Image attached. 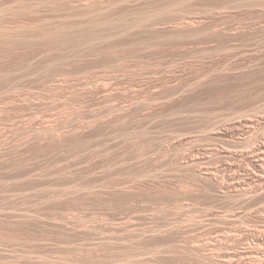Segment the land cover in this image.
Segmentation results:
<instances>
[{
  "label": "rangeland",
  "instance_id": "1",
  "mask_svg": "<svg viewBox=\"0 0 264 264\" xmlns=\"http://www.w3.org/2000/svg\"><path fill=\"white\" fill-rule=\"evenodd\" d=\"M161 4H163V5H161ZM167 4L169 5V7ZM74 7H76V8H74ZM0 8H1L0 11L3 10L5 12V13L0 12V28H2V29H0V34H2V36H3V32L5 31L6 36L9 38V39H7L8 41L10 40V38L13 39V37L15 38L18 35H19L18 38L16 37L15 39H13L14 42L15 41L21 42V40H23L22 39L23 37L26 38L25 40H27L24 42L22 41L21 43L15 42V44L19 45V43H20V45H21L15 49H14V47H16L17 45L13 44L14 42L9 43V42H11V40L9 42H7V40H6L7 37H5V38L1 37L3 39V41L0 40V43L2 44V45L0 44V51H1V49H2V51L4 50L3 55L1 54L2 52H0V57H1V59H0V69H1L0 76L2 75L0 77L2 82L0 80V83L3 84V85L0 84V87H2L1 91L2 90L5 91V89L8 90L5 92L0 91V93H2V95L0 94V109H2V111L0 110V127L2 128V129L0 128V141H1L0 142V151H1V153H3V154H0V207L2 208L0 210V222L2 221L0 223V258L2 255H4V256H2V259H0V260H2V262L0 261V264H33V262H34V264L35 263L36 264L37 263L38 264H49L50 260L51 261L54 260L51 262L52 264H56V263L57 264H78V263L79 264L80 263L81 264H83V263L84 264H202V263L208 264L210 262L212 264L213 263L218 264V261H219V263H221V261L218 260L219 258L222 259L221 264H224V263H226V264L227 263L228 264L229 263H231V264H247V263L248 264H250V263L255 264L256 262L258 263L261 260L264 261V252H263L264 249L262 248L264 246V242L260 244L257 241V236H259L260 234L264 235V231H263L264 230V225H263L264 224V217H263L264 216V214H263L264 213V205H263L264 192H262L263 195L261 194L259 196L260 193L258 195H256V196H258L257 198H255V196H254L256 194V190H259L258 189L259 188L258 184L260 181L259 179L264 178V176H262V175H264L263 174L264 173V169H263L264 164H261L262 165L261 167H259V166L257 167L256 165L254 166V163L250 162L249 158H246L244 156L251 151V148L253 149V147H251V146H254L253 143L255 144V142L253 140H252V142L249 141L250 139L254 138V140H255V138H256L257 142L258 141L259 142L264 141V119H263L264 118V0H0ZM159 8H161L160 13H157V12H159ZM91 9H93V10H91ZM98 10H100V13ZM156 10H158V11H156ZM164 10H165V13H164ZM92 11H93V13H92ZM101 11H103V12H101ZM137 12H139V13H137ZM154 12L157 13V15L159 14L158 16H160L161 13L162 14L164 13V14L160 16L162 18H160V17L158 18V16H156V14ZM122 13H124V14H122ZM152 13H153V15H152ZM85 14H86V16H85ZM92 14H95V15H92ZM113 14H115V15H113ZM121 14L123 16L124 15L125 16L123 17V16H121ZM145 14L147 16L148 15L150 16V14H151L152 18H154V19H152V22H154L153 24L158 25L159 27L158 26L157 27L159 29H157L156 26L153 27L152 22H150V23L152 24L151 26H152V29L154 28V30H151V28H147V27H149V25L147 24L149 22L146 23L147 27L142 26L144 24V21L146 20V18L142 17ZM87 15H89V17ZM154 15L156 17H153ZM92 16L93 17L94 16L99 17V19L97 20V18H95V17L93 19ZM117 16H120V17H117ZM126 16L127 17L129 16V17L127 18ZM151 16L148 18L150 19ZM131 17H133V18H131ZM137 17H139V18L136 19ZM140 17L143 18L144 21H142V19ZM89 18L90 19L92 18V19L89 20ZM117 18H119V19H117ZM148 18H147V20L150 21ZM122 19H123V22L121 21ZM124 19L125 20L135 19V21H134V23L132 22V20L131 21L127 20V22H126V21H124ZM139 19H141L140 20L141 25L138 21ZM161 19H162V21H161ZM163 19H164V21H163ZM105 20H112V21L106 22ZM113 20L116 22L119 21V23L117 22V25L115 22L113 23V25H116L118 27L117 28L116 26H114V27H116L115 29H117V30L123 29V31L121 30L120 34H118V32L116 33L117 30H115L114 27L111 25L112 23H110V22H113ZM85 21H87V23ZM90 21L93 23V24H91V26H90V23H91ZM157 21L159 22L158 24L155 23ZM160 21L163 23H161ZM95 22H96V24H94ZM99 22L103 23V24L100 25ZM124 22H126L125 25H127V23H130V22H132L134 25L133 26L132 23L127 25L126 27L131 25V27L127 28L128 31H129V29L131 31L132 30L131 28H135V25L137 23L139 25L137 26V28L133 29V33H132V31L128 32L126 30V28L124 29V27H125ZM142 22H143V24H142ZM97 23H98V25H97ZM109 23H110V25H109ZM63 24L66 27L67 32L70 33L74 44L71 42L72 40H71L70 36H68L70 38V40H68L69 39L68 38L67 39L68 42L66 41L67 43L64 40V39H66L65 36L62 37L63 38L62 41H61L62 38L58 39L63 34V33L60 34L58 32L59 31L60 32L66 31L63 29L64 27H62ZM79 24L81 25L80 29L78 26ZM82 24L84 27L82 26ZM121 24L123 27L121 26ZM50 25H52V26H50ZM85 25H88V26H85ZM94 25H97V26H95V28H94ZM103 25H105V27ZM118 25L121 27L119 28ZM191 25L192 26L194 25V27L196 25L195 29H194V27H191ZM200 25H201V27H200ZM45 26H48V27L45 28ZM49 26L51 27V30L53 29L55 31L57 28H59V29H57L58 32L56 31L59 37H56V38L58 39V41H61V42H58L57 40H55V42L50 43V41H53L55 37L52 38L51 40L48 39V41L49 40L50 41L46 42V43H45V41H47V38H43L44 41L42 40V42H41V40H40L41 38L40 39L35 38L36 35L31 33V32L36 33V31L38 32V30H39V32L41 31L40 33H46L47 31L49 32V31H51V30H49L50 29ZM139 26H140V28H138ZM6 27L10 28L12 34H13V32H14V34H16V32H15L16 29H14V27L17 28L18 33L16 34V36L13 34L14 35V36L12 35L13 37L12 36L9 37L8 33H9V35H11V33H10V30L7 29ZM22 27L23 28L25 27V29L28 28L29 30H32L31 32H29V31H27L28 29L27 30L24 29L26 31V34H28L27 35L28 37L26 36V34H24L25 32L22 31V29H21ZM36 27H37V29H36ZM55 27H57V28H55ZM74 27H76V28H74ZM165 27H167V28H165ZM177 27L180 29H183V31H181ZM187 27L188 28L190 27V28L188 29ZM18 28H20V31ZM34 28L36 29V31L34 30ZM60 28H61V30H60ZM99 28H100V31H99ZM162 28H163V30H162ZM174 28L177 30L174 31L173 30ZM191 28H193V29H191ZM75 29H77V31ZM165 29H167V31ZM184 29H185V31L186 30L187 31L184 32ZM199 29H200V31H199ZM7 30H9V31H7ZM82 30L85 32V35L83 34L84 32ZM124 30H125V32L127 31V33H125ZM134 30H136L135 32H137L138 34L137 33L135 34ZM141 30H143V31H141ZM179 30H180V32H179ZM69 31H71L72 33ZM78 31L79 32L81 31V32L79 33ZM104 31H106V32H104ZM176 31H178V33ZM188 31H189V33L187 34ZM20 32H22V33L24 32V33L23 34L21 33V35H20L19 34ZM99 32H101V33H99ZM107 32H108V35H107ZM191 32H192V34H191ZM29 33L34 35V37L32 36L33 37L32 38ZM40 33H37V35H39ZM53 33H54L53 36L57 35V34H55L54 31H53ZM78 33L80 34V36L82 34L83 37L87 36L88 35L87 33H90V35L93 34L92 36L95 35V37H97V38L90 36L89 38L87 37V41L84 38L85 42H83L84 40H81V37H80L79 41L81 43L76 42V41H78L76 39L79 35ZM109 33L110 34L112 33L113 35L116 33L114 35L115 36L114 39H111V37L113 35L111 34L109 36ZM124 33L126 34V36L125 35L122 36ZM75 34H76V36H75ZM161 34H162V36H161ZM22 35H25V36H22ZM65 35H67V33H65ZM133 35H134V38H132ZM135 35H136V38H137V35H138V37H140L139 40H138V38L137 39L135 38ZM4 36H5V34H4ZM107 36H109V38ZM128 36H129L130 40L128 39ZM173 36L175 38H173ZM178 36H179V38H177ZM180 36L182 38L185 37L187 39H182V38H180ZM19 37L21 38L20 40H19ZM29 37H31V39H33L32 41H30V44L33 43L32 45L28 44L29 43L28 41L30 39ZM83 37H82V39H83ZM98 37H99V39H98ZM27 38H29V39H27ZM92 38H94V39H92ZM115 38H117V39H115ZM120 38H122V39L120 40ZM163 38L166 39L167 41L162 40ZM17 39H18V41H17ZM74 39H75V41H74ZM78 39H79V37H78ZM37 40H40V41L36 42ZM135 40H137V42ZM5 41L7 43H5ZM133 41L135 42V44L137 46L134 45ZM25 42H27L26 43V45L28 44L27 46H25ZM63 42H64L65 46L63 44H61ZM120 42H121V45L119 44ZM128 42H132V43H128ZM138 42H141L142 44L139 43V45H138L137 44ZM84 43L86 45H84ZM114 43L115 44L117 43V44L115 45ZM4 44L5 45L9 44V45L5 46ZM22 44L26 48H24L22 46ZM56 44L59 45L60 47L57 46ZM66 44H67V46H66ZM129 44L130 45L133 44V45L130 46ZM3 45H4V47H3ZM10 45L13 46V47H10L11 49L9 48ZM37 45H38V47H36ZM76 45H77V47H76ZM110 46L112 48H110ZM115 46L117 48V52H116V50H114V49H116ZM6 47H8L10 50L7 49ZM45 47L47 48V50ZM120 47H122V48L120 49ZM61 48H63V49H61ZM15 50H17V51H15ZM20 50H21V52H20ZM119 50H121V51L119 52ZM6 53H8V54H6ZM122 54H124V55H122ZM7 55H9V56H7ZM2 57H4V58L6 57V58L4 59ZM117 57H119V59ZM122 57L123 58L126 57V58L122 59ZM55 58H57V59H55ZM117 60H120V61H117ZM54 61H57V62H54ZM6 71H8V72H6ZM208 71H209V73H208ZM9 72H11V73H9ZM3 75H5V76H3ZM217 75H219V76H217ZM5 77H7V78H5ZM210 77H211V79H210ZM6 79H8V80H6ZM73 82H74V84H72ZM224 82L225 83L227 82V83L225 84ZM208 83H209V86H207ZM215 83H217V86H213V84L216 85ZM4 84H7V85H4ZM205 84H206V86H205ZM9 86H10V88H9ZM69 86H71V87H69ZM81 86H83L85 88L83 89V87H81ZM87 86H88V88H90V87H92V88L88 89ZM59 87H61V88H59ZM70 88H72V89H70ZM76 88H77V90H76ZM78 88H79V90H78ZM97 88L98 89L100 88V90H98ZM195 88H197V89H195ZM192 89H194L195 92ZM58 90H60V91H58ZM198 90L199 91L201 90L200 92L202 94H199L200 92ZM36 91H38V92L36 93ZM84 91H86V92H84ZM26 92L28 93L29 96L27 95ZM50 92L53 94H51ZM56 92L57 93L61 92V94L60 93L57 94ZM111 92H112V94H111ZM5 93H6V95H5ZM94 93H95V95H94ZM107 93H108V95H107ZM64 94L66 95V97ZM77 94H79V95H77ZM132 94L135 96H133ZM20 95H21V98H20ZM40 95L43 97H41ZM75 95H76V98H75ZM96 95L98 96V98ZM109 95H111V96H109ZM117 95H119L120 98ZM137 95H138V97H137ZM195 95H197V96H195ZM16 96L18 97V99ZM81 96H84V97H81ZM25 97L28 99H26ZM5 98H6V100H5ZM65 98L67 99V101ZM52 99H54V100H52ZM36 100H37V102H36ZM42 100H44V101H42ZM90 100H92V101H90ZM93 100H94V102H93ZM102 100H104V101H102ZM134 100H135L136 104H135ZM13 101L14 102L16 101V102L14 103ZM31 101H32V103H30ZM64 101H66V103ZM78 101H80V102H78ZM141 101L143 102V104ZM146 101H147V103H146ZM4 102H5V104H3ZM44 102H46V103H44ZM72 102H73V105H71ZM102 102H103V104H102ZM137 102H139V103H137ZM185 102H187V104ZM43 103H44V105L40 106ZM50 103H51V105H50ZM93 103L95 105H93ZM129 103H131V104H129ZM48 104L50 106H48ZM52 104L55 106H53ZM82 104H83V106H82ZM139 104H141V105H139ZM36 105H38L37 107L39 109L42 108L44 112L42 110H39L36 107ZM64 105H66V106H64ZM132 105H134V107ZM144 105H145V107H144ZM26 106H30L29 107L30 110ZM45 106H46V108H45ZM57 106H58V108H57ZM92 106H94V107H92ZM101 106H103L104 108ZM20 107L21 108L23 107V109L21 110ZM25 107H26V109H25ZM79 107H80V109H79ZM107 107L109 109H107ZM141 107L144 111L141 109ZM12 108H14L15 111ZM5 109H6V111H5ZM7 109H8V111H7ZM102 109L104 110L103 113L105 115L107 114L106 115L107 118H105L103 113L101 114ZM136 109H137V111H136ZM56 110L59 112H57ZM114 110H115V114L113 112ZM77 111H78V113H80V112L82 113V114L80 113L79 117H78V114L76 113ZM133 111H135V112H133ZM122 112H124V113H122ZM72 113L76 114V115H73ZM93 113L95 116L93 115ZM131 113H133L134 116ZM66 114H68V115H66ZM85 114H86V116H85ZM124 114H126V116ZM156 114L159 116H157ZM163 114H165V115H163ZM21 115H23V116H21ZM108 115H109V117H108ZM43 116L45 118V121H42V120H44ZM72 116L74 119L76 117V119L74 120L72 118ZM90 116H92V117H90ZM129 116H131V117H129ZM148 116H150V117H148ZM156 116H157V118H156ZM39 117H41V118H39ZM59 117H61L62 119ZM134 117H135V119H134ZM34 118H36V119H34ZM65 118H67V119H65ZM82 118H85V119L83 120ZM110 118H111V120H109ZM114 118H116V120ZM121 118H122V120H121ZM151 118L152 119L154 118V119L152 120ZM245 118H247V119H245ZM19 119H20V121H19ZM26 119H29V120L27 121ZM38 119H40V120H38ZM90 119H91V121H90ZM101 119H103L105 122L103 120L101 121ZM238 119H240L241 121H239ZM85 120H86V123H85ZM139 120H140V122H139ZM141 120H142V122H141ZM54 121H55V123H54ZM87 121L89 123H91L90 128H89ZM95 121H96V123H95ZM121 121L123 122V125H121L122 124ZM32 122H33V124L31 125ZM43 122H45V123H43ZM67 122H69V123H67ZM79 122L80 123L83 122V124L81 123V125H80ZM231 122H232V124H230ZM14 123L15 124L17 123L18 125L16 124V126L14 127ZM26 123H27V125H26ZM52 123H54V124H52ZM125 123H127V124H125ZM118 124H119V126L121 125L122 127L121 126L119 127ZM140 124H142V125H140ZM100 125H101V127H100ZM106 125H107V127H106ZM124 125H125V127H124ZM248 125H250V126H248ZM28 126H29V128H28ZM46 126H48V127H46ZM68 126H69V128L70 127L71 128L69 129ZM93 126L95 127V129ZM114 126H115V128H114ZM126 126H128V128H126ZM136 126L138 129L137 128L135 129ZM18 127H19V129H18ZM64 127H67V128H64ZM75 127H76V130L78 128V133L75 130ZM109 127H110V129L108 130ZM234 127H237V129ZM23 128H25V129H23ZM125 128H126V130H125ZM40 129L41 130L43 129L44 131L42 130L43 131L42 132V131H40ZM90 129H91V131H89ZM132 129H134V130L132 131ZM228 129L230 131H228ZM34 130L35 131L37 130L38 132L37 131L35 132ZM45 130L49 131V132L45 133ZM13 131H15V132H13ZM17 131L18 132L20 131L19 132L20 134ZM106 131H109V132H106ZM134 131L135 132L137 131V132L134 133ZM143 131H144V133L141 134ZM215 131H216V133H215ZM227 131H228V133H226ZM8 132H10V133H8ZM21 132H23V133L21 134ZM64 132L66 133L65 135H64ZM110 132H112L113 135ZM122 132H124V133H122ZM89 133H90V135H89ZM96 133H98V134H96ZM105 133H106V135H105ZM115 133H117V134L115 135ZM131 133H133V135H131ZM218 133H220L221 135ZM255 133H257V134H255ZM26 134H27V136H26ZM40 134H41V136H40ZM76 134H77V136H76ZM110 134H111V136H110ZM148 134L150 137L148 136ZM9 135L10 136L13 135V136L10 137ZM38 135H39V137H36ZM107 135H108V137H107ZM144 135H146V136H144ZM246 135L248 137L250 136L251 138L249 137L250 139L246 140V139H248V137H246ZM30 136H31V138L29 140ZM42 136L46 142L43 141ZM80 136H82V138H80ZM91 136H93V137H91ZM103 136H104V138H103ZM114 136L115 137L118 136V137L114 139ZM134 136H135V138H134ZM136 136L138 138H136ZM13 137L14 138L16 137V139H14ZM23 137L25 139H22ZM63 137H66V139H69L70 141H68L67 143L65 142L62 146H59V142H57V141H58V139H61ZM84 137H86V138H84ZM95 137L97 138V140ZM111 137H113V138H111ZM119 137L121 138L120 142H119V139H120ZM130 137L134 138V140H132ZM244 137H246V138L244 139ZM4 138H5V140H3ZM6 138L9 140H7ZM77 138H79V139H77ZM98 138H99V140H101L100 142H99ZM13 139H14V141L12 142ZM116 139H118V140H116ZM149 139H150V141H149ZM94 140L96 142H93ZM123 140H125V141H123ZM131 140H132L133 144L131 143ZM136 140H137V143H135ZM244 140H246V141H244ZM9 141L12 143V145ZM247 141L250 144L245 143ZM76 142H78V143H76ZM87 142H88V144H86ZM123 142H124V144H123ZM144 142H145V145L148 143L146 145V147L144 145ZM240 142H242V143H240ZM243 142H244V144H243ZM117 143L120 145H118ZM25 144H27L28 146ZM65 144H67L68 146ZM71 144L75 145V147H74L75 150H74V148H72L73 145H71ZM91 144H92V146H91ZM125 144L128 147V149L125 146ZM138 144H139V146H138ZM240 144H242V145H240ZM20 145H21L22 149L19 147ZM64 145H65V147H63ZM69 145H71V146H69ZM83 145L86 147L88 146L87 149ZM131 145L133 147H131ZM134 145H136V146H134ZM152 145H153V147H152ZM156 145H158V146H156ZM247 145H248V147H247ZM61 147H63V148H61ZM142 147H144L143 148L144 150L142 149ZM151 147L155 152H152L153 150L151 149ZM244 147H245L246 151L244 150ZM13 148H15V149L13 150ZM18 148H19V150H18ZM31 148H32V150H31ZM64 148H65V150H64ZM68 148H70V150ZM11 149H12V151H11ZM60 149L61 150L63 149L62 150L63 152ZM67 149H68V151H67ZM130 149H131V151H130ZM240 149H242L241 152H240ZM23 150H26L27 152L23 151ZM28 150H30V151H28ZM55 150H57L56 153H55ZM81 150H83V151L81 152ZM162 150H164V152L165 151L166 152L164 153ZM243 150L245 151V153ZM77 151H79V153H77ZM122 151H123V153H122ZM216 151H218V152H216ZM67 152H69L70 154ZM74 152L77 154H74ZM129 152L130 153L132 152V153L130 154ZM135 152H136V154H134ZM148 152H149V154H148ZM167 152H170V155ZM29 153L30 154L32 153L31 157H33V160L30 159L31 157H30ZM243 153H244V155H243ZM27 154H28V156H27ZM140 154H142L144 157L141 156ZM61 155H63V156H61ZM242 155L244 156L243 158H242ZM68 156H69V158H68ZM125 156L126 157L128 156V157L125 158ZM139 156H141V157L139 158ZM169 156H171V157H169ZM192 156H194V157H192ZM196 156H197V158H196ZM220 156H223V157H220ZM237 156L239 157V159L241 158L242 160L240 159V161H239V159H237L238 158ZM23 157L25 160L23 159ZM28 157H30V158H28ZM38 157H39V159H37ZM130 158H131V161L129 162L128 160H130ZM19 159H21V160H19ZM122 159H124V160H122ZM144 159H147V160H144ZM182 159L183 160L187 159L186 160L187 162H185V160L183 161ZM233 159H234V161H233ZM77 160H78V162H77ZM140 160L142 161V163ZM12 161H14V162L16 161V162L14 163ZM29 161H30V163H29ZM83 161H85V162H83ZM87 161H88V163H87ZM105 161L106 162L108 161L107 162L108 165H106ZM147 161H148V163H146ZM181 161H182V163H181ZM10 162H11V168L9 165ZM124 162H126V163H124ZM162 162H164V164ZM188 162H189V164H188ZM192 162L194 164H197V165H194ZM24 163L26 165H28L29 167L26 166ZM121 163H123V164H121ZM144 163L147 165H145ZM190 163H192V164H190ZM199 163L202 165H200ZM13 164H15L16 166ZM23 164H24V166H23ZM29 164H31V165H29ZM165 164H167V166H165ZM230 164H233V165H230ZM130 165L132 168L130 167ZM183 165H186V167ZM188 165H192V166L189 167ZM248 165H249V167H248ZM160 166H161V168H160ZM171 166H173L174 168L172 169ZM244 166H245V169H244ZM24 167H25V169H24ZM142 167L145 170L149 169V172H148L149 174H146V171L144 169H142ZM151 167L154 169H152ZM195 167H196V169H195ZM226 167H228V168H226ZM124 168L126 170H124ZM246 168H248V169H246ZM130 169H132V170H130ZM140 169H142V170H140ZM150 169L152 171H150ZM157 169H159V170H157ZM137 170H139V171H137ZM176 170H177V172H176ZM222 170H223V173H222ZM234 170H235V172H234ZM246 170H247V172H246ZM252 170L254 172H252ZM262 170H263V172H262ZM103 171H104V174H103ZM121 171L123 172V174ZM155 171H157V172H155ZM158 171H161V172H158ZM185 171H186V174H185ZM190 171H191V173H190ZM227 171H232V172H227ZM237 171L239 172V174ZM108 172H109V175L107 174ZM150 172H152V173H150ZM187 172H189V173H187ZM207 172H212L214 174L219 173L216 175L218 176V178L221 181L225 182V184H226V185L224 184L225 186H223L224 189L222 188V190L225 191V193L222 191L223 192V194H222L221 189H220L219 190L220 192L216 191V193H220V194L215 195V193H214L215 189L210 188V187H212V184L209 181L203 180L200 177V173H207ZM110 173H111V175H110ZM119 173H121L122 175ZM162 173H164V174H162ZM250 173H252V174H250ZM125 174L127 175V177ZM155 174H156V176L158 175V177H154ZM165 174L167 176L163 177V175H165ZM184 174H185V176H184ZM224 174H226V175L224 176ZM29 175H31L30 177H32L33 180H32V178L29 177ZM65 175H67V176H65ZM138 175H139V177H138ZM142 175H143V177H142ZM104 176L106 179L104 178ZM110 176L113 177V178L111 177V180L108 179V177L110 178ZM161 176L163 177L164 180H161V178H162ZM223 176H224V178H223ZM249 176H250V178H249ZM36 177L38 179H35ZM99 177H101V178H99ZM67 178L69 179L70 182L67 181ZM71 178H72V181H71ZM125 178H126V180H125ZM128 178L131 181H129ZM155 178H158L159 180L158 179L154 180ZM199 178H201L202 180ZM137 179H140V181H137ZM192 179L194 181L193 184H192ZM243 179L245 180V182ZM256 179H257V181H256ZM94 180L98 185L101 182V184L99 185L100 187L96 188V186H98V185L94 182ZM196 180L199 182L200 185H198V182ZM242 180H243V182H242ZM34 181L36 182V184L33 185ZM121 181H122V183H121ZM156 181H158V183ZM203 181L205 182V184ZM71 182H74V184ZM86 182H88V183H86ZM114 182H115V185H114ZM128 182H130V183H128ZM137 182H139V183H137ZM162 182H163V184H162ZM195 182H197V183H195ZM237 182H241L243 184L242 187L245 185L243 187L244 189L247 187V189H246L247 194L245 196L239 194L235 190L236 189L235 186H236ZM248 182H250V183H248ZM148 183H149V185H148ZM175 183H176V185H175ZM202 183H203V185H202ZM245 183H247L248 185ZM253 183H254V185H252ZM87 184H90L91 185L90 187H93V185L96 184V186L94 185L95 189H94V187L90 189V187H88L89 185H87ZM156 184H158L159 186ZM170 184H171V186H170ZM173 184H174V186H173ZM209 184H211V185H209ZM231 184L233 186H231ZM104 185H106V186H104ZM109 185H110V187H109ZM153 185H156L157 187L153 186ZM255 185H256V190L253 187ZM101 186H103V187H101ZM112 186H114V188ZM118 186H120V187H118ZM111 187L113 189H115V191ZM250 187H251V189H249ZM77 188H79V189H77ZM100 188H103L104 190H102ZM121 188H123V189H121ZM142 188L144 189L143 190L144 192H142ZM229 188L231 189V191L232 190H235V191L231 192V191H229L230 190ZM233 188H235V189H233ZM84 189H87V190H84ZM89 189L92 191H90ZM96 189H98L97 191L99 194L97 192H94V191H96ZM108 189H110L111 192L107 191ZM136 189H138V190H136ZM175 189H176V191H175ZM203 189H204V191L205 190L206 191L203 192ZM112 190H113V192H112ZM147 190H148V192H147ZM197 190H199V191H197ZM250 190L252 192L251 194H253L252 196L255 199L251 196ZM74 191H76V192H74ZM171 191L173 192V194ZM40 192H43L42 193L43 195ZM80 192H83V193H80ZM86 192H88V193H86ZM105 192H107L106 194H109V195H106ZM139 192H141V193H139ZM181 192H182V194H181ZM191 192L193 194H191ZM38 193H40V194H38ZM131 193L133 194L132 196H131ZM134 193H136V194H134ZM144 193H146V194H144ZM194 193H197V194H194ZM230 193H233L234 195L232 194L230 197L228 195ZM248 193L250 195H248ZM64 194H66V196ZM121 194H122V196H121ZM153 194H154V196H153ZM201 194H202V196H200ZM205 194H206V196H205ZM221 194L222 195L225 194L226 196L220 197V196H222ZM38 195H40V196H38ZM69 195H70V197H69ZM82 195H83V197H82ZM96 195H97V198H95ZM124 195H125V197H124ZM128 195L131 196V198ZM137 195H140V196L137 197ZM142 195H145V196H142ZM240 195L243 198L239 197ZM98 196H99V198H98ZM151 196L153 199L151 198ZM162 196H163V198H162ZM170 196H172V197H170ZM208 196H209V199H208ZM211 196H213V198H211ZM250 196L253 200H251ZM53 197H54V199H53ZM59 197L61 198V200ZM81 197L83 200L81 199ZM126 197H127V199H126ZM133 197H135L136 199ZM177 197H178V200H177ZM181 197H183V198L181 199ZM218 197L220 199H217ZM234 197L236 199L239 197L238 199H240V200L237 199L238 200L237 204H235V202H237V200L234 199ZM105 198H106V200H105ZM109 198H111V199H109ZM205 198H207L208 200ZM39 199H40V201H39ZM84 199L87 201H85ZM118 199H121V200L118 201ZM156 199H158V200H156ZM165 199L167 200V202ZM194 199H196V200H194ZM43 200L44 201L46 200V201L44 202ZM62 200H64V202H62ZM75 200L77 201L76 203H75ZM103 200H105V201H103ZM110 200L115 205H113V203ZM123 200H125V201H123ZM232 200L234 201L235 205L233 204ZM97 201L99 202L100 205L97 204L98 203ZM174 201H175V204H174ZM179 201H181V202L179 203ZM195 201H196V204H195ZM91 202H93L95 204H93ZM109 202H111V203H109ZM123 202H125V203H123ZM103 204H105V205H103ZM121 204L123 205V207L121 206ZM170 204H171V206H170ZM193 204H195V205H193ZM108 205H110V206H108ZM111 205H112V207H111ZM180 205L183 206L184 209H183V207H180ZM59 206H61V207H59ZM63 206H65V207H63ZM134 206H136V207L138 206L139 208H142V209H139L138 207L135 208ZM191 206H193V207H191ZM228 206H230V207L228 208ZM258 206H260V207L258 208ZM68 207H69V210H68ZM106 207H109V208H106ZM129 207H131L132 210ZM179 207H180V209H178ZM186 207H188V208H186ZM231 207H232V209H231ZM59 208H61V209H59ZM163 208H166V210L165 209L163 210ZM167 208H170V209L172 208L173 211L171 212V210L167 209ZM207 208L210 212L208 210L205 211V209H207ZM133 209H134V211H133ZM148 209H150V210H148ZM175 209H176V211H175ZM211 209H214V210H211ZM141 210L143 212H141V213L137 212V211H141ZM158 210H160L161 212ZM201 210H203V211H201ZM14 211H16V212H14ZM154 211L156 213H154ZM199 211H201L203 213H201ZM10 212H11V214H10ZM175 212H176L177 216H175L176 215ZM260 212H262V213H260ZM4 213H5V215H4ZM161 213H162V215H160ZM166 213L169 215H167ZM172 213L175 215H173ZM205 213H208V214L205 215ZM2 214H3V216H2ZM14 214H16V215H14ZM29 214L34 215L35 218H34V216H32V218H31ZM37 214H40L41 216H39V215L37 216ZM142 214H143V216H142ZM146 214H148V215H146ZM138 215H140V216H138ZM144 215H146L148 219H146V216H144ZM154 215H155V217H154ZM156 215H158L157 218H156ZM261 215H263V216H261ZM6 216H7V218H6ZM15 216H18L19 218L15 217ZM24 216H26L25 219L27 221L24 219ZM150 216H153L154 218L153 217L151 218ZM205 216H207V217H205ZM1 217H2V219H5V220H2ZM28 217L30 218L29 221L27 219ZM37 217L39 218L38 220H37ZM48 217L53 219V221L52 220L50 221V219ZM191 217L194 220L191 219ZM203 217H204V219H203ZM216 217L217 218L219 217L220 220H218ZM44 218H47V219H44ZM86 218H87V220H86ZM259 218H260V220H259ZM19 219H22V220L24 219L28 225L24 222V220L22 222H17V220L21 221ZM31 219L34 220L35 222L32 221ZM103 219H104V221H103ZM118 219L120 221L122 220L121 223H117L119 221ZM137 219H140V220H137ZM151 219H153V220H151ZM154 219H155V221H154ZM167 219L169 220V222ZM176 219H177V221H176ZM188 219L191 222H189ZM11 220H13L15 225L13 224V222ZM83 220H84V222H83ZM123 220H124V222H123ZM130 220H131V222H129ZM165 220L167 223L165 222ZM178 220H180V221L178 222ZM195 220H198V221H195ZM7 221L10 224H8ZM31 221H32V223H31ZM44 221H46L47 223ZM87 221L90 223H87ZM137 221H138V223H137ZM147 221H148V223H146ZM175 221L178 223H176ZM40 222H42V224ZM173 222H175V223H173ZM185 222H187L188 224L189 223H191V224L188 225ZM20 223H22L25 226L21 225ZM35 223L37 224V228H36ZM56 223H58V224L56 225ZM60 223H63V224H60ZM130 223L133 225V227ZM170 223H172V224H170ZM194 223H195V225H194ZM46 224L49 227L46 226ZM78 224H79V227H78ZM103 224L104 225L107 224V225L104 226ZM137 224H139V225L137 226ZM157 224L159 226L158 228H156ZM180 224H182L183 226L185 225V226L184 227L182 225L180 226ZM31 225H32V227H34L37 230L30 228ZM62 225H63V227H61ZM94 225L96 227L95 229H98V230L94 229V227H93ZM120 225H122V226L120 227ZM140 225H141V227H140ZM145 225H147V227ZM13 226H15V227L13 228ZM74 226H75V228H74ZM123 226H124V230H123ZM150 226H152V228ZM76 227H78L77 230H76ZM89 227H91L92 229L90 228V230L87 231L86 229H88ZM143 227L145 230L143 229ZM253 227H254V229H253ZM57 228H58V230H57ZM104 228L105 229L107 228L108 230L106 229L103 232L102 230ZM111 228H113V229H111ZM126 228H128V230ZM9 229H10V231H9ZM28 229H29V231H28ZM32 229H33V231H32ZM72 229L74 231L75 230L76 231L74 232V231H72ZM140 229H141V231H140ZM157 229H159L162 232L163 236L160 235L161 232ZM261 229H262V231H261ZM172 230H174V231H172ZM178 230H179V232H178ZM242 230L246 234H244V232ZM97 231H99V232H97ZM100 231H102V232H100ZM106 231H109V232H106ZM150 231H151V233H149ZM1 232L3 234H1ZM15 232H18V233L15 234ZM82 232L83 233L85 232L84 233L85 235ZM117 232H118V234H117ZM127 232H129V233H127ZM167 232H168V234H166ZM5 233L7 235H5L6 237H3ZM76 233H77V235H76ZM78 233H79V235H78ZM80 233H82V234H80ZM178 233H180V234H178ZM64 234H65V236H64ZM90 234L93 237L90 236ZM125 234H127L128 236ZM130 234H132V236ZM150 234H152V235L154 234L156 237L154 235L152 236ZM62 235L64 236V238H61V237H63ZM133 235H134V237H133ZM171 235H173V236H171ZM174 235H175V237H174ZM181 235H184V236L182 237ZM58 236L60 238H58ZM71 236H72V238H71ZM73 236L74 237L76 236V238H74ZM124 236L127 240H129V238H130L131 241L129 240V243H128V241L124 238ZM137 236L139 238H137ZM157 236L159 238H157ZM176 236L179 237V239ZM12 237H13V240H12ZM237 237L241 238V239H238ZM144 238H145V240H144ZM153 238H154V240H152ZM163 238H165V239H163ZM105 239L108 241H106ZM172 239H174L173 242H172ZM118 240H120L121 242ZM146 240H147L149 245H147ZM237 240H239V241H237ZM143 241H144V243H143ZM194 241H195V243H194ZM215 241L218 244L220 242V244L219 245L216 244ZM138 242H140V243H138ZM190 242H191V244H190ZM204 242H205V244H204ZM106 243H108V244H106ZM112 243H115L116 247L113 246L114 244L112 245ZM153 243L159 244V245L156 246ZM109 244H110V246H109ZM118 244H120V245L124 244V245L122 247ZM133 244H135L137 247H135ZM202 244H204V245H202ZM233 244H234V246H232ZM142 245H143V247H142ZM174 245H177V247H175ZM181 245L182 246L187 245L189 247V249H188L189 251H190V246H193V245H195V246L197 245V247L200 245H202V246L198 247V249L201 248V250L199 249V254L197 253V256H195L196 254L192 253L191 251H190L191 254L189 255L190 252L186 251L187 246L185 247L186 248L185 251H182V250H184V248H182ZM172 246H174V247H172ZM180 246H181V248H180ZM98 247H100L101 250L98 249ZM104 247L106 248V252H105ZM117 247H119V248H117ZM126 247H128V248L126 249ZM226 247L229 249H227ZM132 248H134V249H132ZM169 248H171V249L175 248V249L169 250ZM214 248H215V251H214ZM219 248H220V250H218ZM253 248H254V250H253ZM96 249L100 250L101 253L99 251H96ZM135 249H137V251L131 252V250H135ZM138 249H140V250H138ZM180 249H182L181 250L182 252L180 251ZM210 249H211V251H210ZM224 249H226V250H224ZM110 250L111 251L113 250V251L111 252ZM117 250H118V253L120 250L123 253L120 252L121 254H119V255H118V253L115 254L116 253L115 251H117ZM160 250H163V251H161V253H160ZM228 250L230 253L228 252ZM232 250L234 251V255H233V253H231ZM239 250H240V253H239ZM62 251L63 252L66 251V252H64L65 255L63 254ZM200 251H201V253H200ZM208 251L210 253L211 252L216 253L218 251L216 254L215 253L214 254L215 255H217L218 253L219 254L217 256H214V254L211 253V255H210V254H208L209 253ZM258 251L260 252L258 254V258H260V260L258 258H255L252 254L251 255L248 254V253H258ZM71 252H73V253H71ZM176 252L179 255L178 257H176L177 256ZM187 252H189L188 255H187ZM202 252L204 254H206V257L209 255L208 256L209 259H211V257L214 256L212 259L213 260L217 259V261L214 262L211 259L209 262L208 259L205 260V257H204L205 255ZM87 253H88V255H87ZM105 253H106V255H105ZM108 253H109V255H107ZM156 253H158V254H156ZM222 253H224V254L221 255ZM228 253L230 254V257H231L230 259L233 261H231L229 258L228 259L225 258V255H227ZM31 254L32 255L34 254V255L32 256ZM129 254H130V256H129ZM182 254L184 255L183 257H181ZM200 254H202V255H200ZM38 255L41 258H39ZM89 255H91V256L93 255V256L89 257ZM185 255H186V258H184ZM198 255L203 256L204 258L200 257V256L198 257ZM70 256L71 257L76 256L75 258L77 260H75V258H71ZM174 256H175V258H174ZM191 256H192V259H191ZM222 256L226 260H229L231 262H229V261L227 262L225 259H223ZM249 256L250 257L253 256V257L250 258ZM30 257H31V260H30ZM50 257H52V258H50ZM86 257H87V259H86ZM96 257H98V258H96ZM128 257H130V258H128ZM180 257H181V260H180ZM194 257H196V258H194ZM232 257H234V259ZM35 258H36V260H34ZM243 258H245L246 260ZM58 259H59L60 263L58 262ZM84 259H85V261H84ZM240 259L241 260L243 259V260L241 261ZM256 259H258V261H256ZM86 260H88V261H86ZM186 260H188V261H186ZM40 261L43 263H41ZM205 261L206 262L208 261V263H206ZM263 261H261L260 263L264 264ZM53 262H55V263H53ZM194 262H196V263H194ZM260 263H258V264H260Z\"/></svg>",
  "mask_w": 264,
  "mask_h": 264
},
{
  "label": "bare ground",
  "instance_id": "2",
  "mask_svg": "<svg viewBox=\"0 0 264 264\" xmlns=\"http://www.w3.org/2000/svg\"><path fill=\"white\" fill-rule=\"evenodd\" d=\"M87 4H88V3H87ZM5 5H6V4H5ZM161 5H163V4H161ZM167 5H168V4H167ZM74 6H75V5H74ZM77 6H78V5H77ZM1 7H2V6H1ZM80 7H81V6H80ZM86 7H87V6H86ZM89 7H90V6H89ZM157 7H158V6H157ZM168 7H169V5H168ZM5 8H6V7H5ZM74 8H76V7H74ZM74 8H73V9H74ZM77 8H78V7H77ZM161 8H162V7H161ZM161 8H159V12H157V13H160V9H161ZM0 9H1V8H0ZM2 9H3V8H2ZM155 9H156V8H155ZM157 9H158V8H157ZM163 9H164V8H163ZM165 9H166V8H165ZM167 9H168V8H167ZM91 10H93V9H91ZM153 10H154V9H153ZM168 10H169V9H168ZM6 11H7V10H6ZM96 11H97V10H96ZM98 11H99V13H100V10H98ZM156 11H158V10H156ZM166 11H167V10H166ZM0 12L3 13L4 11L2 10V11H0ZM90 12H91V11H90ZM101 12H103V11H101ZM162 12H163V11H162ZM4 13H5V12H4ZM92 13H93V11H92ZM94 13H95V12H94ZM137 13H139V12H137ZM154 13H155V12H154ZM157 13H155L156 16L159 15V14L157 15ZM164 13H165V10H164ZM164 13H163V14H164ZM87 14H88V13H87ZM122 14H124V13H122ZM122 14H121V16H123ZM143 14H144V13H143ZM163 14L161 13L160 16L163 15ZM1 15H2V14H1ZM90 15H91V14H90ZM92 15H95V14H92ZM109 15H110V14H109ZM113 15H115V14H113ZM126 15H127V14H126ZM130 15H131V14H130ZM136 15H137V14H136ZM141 15H142V14H141ZM152 15H153V13H152ZM85 16H86V14H85ZM87 16L89 17V15H87ZM124 16H125V15H124ZM124 16H123V17H124ZM132 16H133V15H132ZM145 16H146V17H145ZM150 16H151V14H150ZM150 16H149V15L147 16V15L145 14V15L142 16V17L146 18V20H147V18L150 17ZM156 16L154 15L153 17H156ZM160 16H158V18H159ZM92 17H93V16H92ZM94 17H95V16H94ZM94 17H93V19H94ZM117 17H120V16H117ZM126 17H127V16H126ZM128 17H129V16H128ZM128 17H127V18H128ZM95 18H97V20L99 19V17H95ZM107 18H108V17H107ZM131 18H133V17H131ZM138 18H139V17H137L136 19H138ZM140 18H141V17H140ZM160 18H162V17H160ZM87 19H88V18H87ZM91 19H92V18H91ZM91 19L89 18V20H91ZM112 19H113V18H112ZM117 19H119V18H117ZM117 19H116V20H117ZM141 19H142V21H144L143 18H141ZM141 19L138 20L139 23H140V20H141ZM148 19H149V18H148ZM152 19H154V18H152V16H151V18L149 19L150 21H148V20L146 21V20H145V21H144V24H143V22H142V24H143L142 26H146V23H147V22H149V23L152 22ZM156 19H157V18H156ZM156 19H155V20H156ZM95 20H96V19H95ZM127 20H128V19H127ZM127 20L124 19V21H126V22H127ZM129 20H130V19H129ZM129 20H128V21H129ZM131 20H132V19H131ZM131 20H130V21H131ZM101 21H102V20H101ZM105 21L107 22V21H112V20H105ZM121 21L123 22V19H122ZM134 21H135V19L132 20L133 23H134ZM161 21H162V19H161ZM161 21H160V22H161ZM163 21H164V19H163ZM85 22L87 23V21H85ZM90 22H91V21H90ZM102 22H103V21H102ZM114 22L116 23V25H117V22L119 23V21L116 22V21L113 20V22H110V23H112L111 25H112L113 27L116 26V25H113ZM122 22H121V23H122ZM126 22H124V25H125ZM132 22L127 23V25L131 24ZM78 23H79V22H78ZM88 23H89V22H88ZM99 23H100V22H99ZM110 23H109V25H110ZM133 23H132V25H133ZM135 23H136V22H135ZM149 23H147V24L149 25V27H147V26H146V27H147V28H151V30H154V28L152 29V26H151L154 22H152V24H151V23L149 24ZM155 23L158 24L159 22L157 21V22H155ZM161 23H163V22H161ZM192 23H193V22H192ZM192 23H191V24H192ZM74 24H75V23H74ZM91 24H93V23L91 22V23H90V26H91ZM94 24H96V22H95ZM101 24H103V23H100V25H101ZM107 24H108V23H107ZM107 24H106V25H107ZM188 24H189V23H188ZM59 25H60V24H59ZM65 25H66V24H65ZM97 25H98V23H97ZM97 25H94V28H95V26H97ZM127 25H125L124 29L126 28V30L128 31L127 28L131 27V25L128 26V27H126ZM138 25H139V24L137 23V24L135 25V28H137ZM140 25H141V23H140ZM159 25H160V24H159ZM185 25H186V24H185ZM3 26H4V25H3ZM3 26H2V27H3ZM50 26H52V25H50ZM50 26H49V28H50L49 30H51V27H50ZM56 26H57V25H56ZM71 26H72V25H71ZM78 26H79V29H80L81 25L79 24ZM82 26H83V24H82ZM85 26H88V25H85ZM103 26L105 27V25H103ZM103 26H102V27H103ZM107 26H108V25H107ZM118 26H119V25H118ZM121 26H122V24H121ZM121 26H119V28H120ZM133 26H134V25H133ZM142 26H141V27H142ZM155 26L157 27L158 25H156V24L154 25V24H153V27H155ZM167 26H168V25H167ZM174 26H175V25H174ZM177 26H178V25H177ZM12 27H13V26H12ZM31 27H32V26H31ZM46 27H48V26H45V28H46ZM62 27H64L63 29L66 30V31H63V32H60V31H59V32H58L57 29H59V28L55 27V28H57L56 31H57L58 33H60V34L63 33V34H64V35L62 34L61 37H59L58 34H57V32H56L55 30H53V29L51 30L52 32H51V31H49V32L47 31L46 33H40L41 31L39 32V30H38V32H37V31H36L37 27H36V29L34 28V30L36 31V33L31 32L32 30H29L28 28L25 29V27H24V28L22 27L21 29H22V31L25 32V33L23 32L24 34H26V31H25V30L28 29L27 31H29V32L33 33L34 35H36L35 38H39V39L41 38V39H40L41 42H42L43 38H47V41H45V43H46V42H49V41H50L52 38H54V37H55L54 40H53V41H50V43H51V42H55V40L58 41V39H60V38H62V37H64V36H65V38H66V39H64L65 42H66V41L68 42V40H70V38H69L68 36L71 37V35H70V33L67 32V29H66V27L64 26V24H63ZM72 27H73V26H72ZM83 27H84V26H83ZM116 27H117V26H116ZM116 27H114V29H115ZM122 27H123V26H122ZM158 27H159V26H158ZM158 27H157V29H159ZM160 27H161V26H160ZM178 27H179V26H178ZM178 27H177V28H178ZM183 27H184V26H183ZM185 27H186V26H185ZM191 27H194V25H193V26L191 25ZM195 27H196V25H195ZM195 27H194V29H195ZM200 27H201V25H200ZM6 28H7V27H6ZM74 28H76V27H74ZM87 28H88V27H87ZM100 28H101V27H100ZM100 28H99V31H100ZM117 28H118V27H117ZM135 28H131V29H132V30H131L132 33H133V29H135ZM138 28H140V26H139ZM165 28H167V27H165ZM187 28H188V27H187ZM189 28H190V27H189ZM189 28H188V29H189ZM0 29H2V28H0ZM4 29H5V28H4ZM4 29H3V30H4ZM7 29L10 30V28H7ZM11 29H12V28H11ZM14 29H16V31H15V30H14V31H15L16 34H17V33H18L17 28L14 27ZM18 29H19V31H20V28H18ZM24 29H25V30H24ZM30 29H31V28H30ZM82 29H83V28H82ZM92 29H93V28H92ZM102 29H103V28H102ZM102 29H101V30H102ZM155 29H156V28H155ZM178 29H180V28H178ZM191 29H193V28H191ZM191 29H190V30H191ZM5 30H6V29H5ZM9 30H7V31H9ZM60 30H61V28H60ZM70 30H71V29H70ZM72 30H73V29H72ZM75 30L77 31V29H75ZM103 30H104V29H103ZM115 30H117V29H115ZM121 30L123 31V29H120V30L118 29V30L116 31V33L118 32V34H120V33H121ZM138 30H139V29H138ZM162 30H163V28H162ZM165 30L167 31V29H165ZM173 30L175 31V30H177V29L174 28ZM180 30L183 31V29H180ZM180 30H179V32H180ZM190 30H189V31H190ZM1 31H2V30H1ZM45 31H46V30H45ZM53 31L55 32V34H57L56 36H53V35H54ZM73 31H74V30H73ZM82 31H83V30H82ZM85 31H86V30H85ZM112 31H113V30H112ZM127 31L125 32V30H124L125 33H127ZM131 31H130V29H129L128 32H131ZM135 31H136V30H134V32H135ZM141 31H143V30H141ZM156 31H157V30H156ZM186 31H187V30H186ZM186 31H185V29H184V32H186ZM189 31L187 32V34L189 33ZM199 31H200V29H199ZM69 32H71V31H69ZM78 32H79V31H78ZM80 32H81V31H80ZM80 32H79V33H80ZM83 32H84V31H83ZM89 32H90V31H89ZM92 32H93V31H92ZM95 32H96V31H95ZM101 32H102V31H101ZM101 32H99V33H101ZM104 32H106V31H104ZM110 32H111V31H110ZM114 32H115V31H114ZM114 32H113V33H114ZM148 32H149V31H148ZM152 32H153V31H152ZM152 32H151V33H152ZM168 32H169V31H168ZM176 32L178 33V31H176ZM197 32H198V31H197ZM10 33H11V30H10ZM21 33H22V32H20L19 34L21 35ZM23 33H22V34H23ZM31 33H29V34L31 35V37H32V36L34 37V35H32ZM37 33H40V34L37 35ZM65 33H67V35H65ZM71 33H72V32H71ZM79 33H78V34H79ZM102 33H103V32H102ZM116 33H115V34H116ZM122 33H123V32H122ZM125 33H124L122 36H124V35L126 36ZM136 33H137V32H135V34H136ZM151 33H150V34H151ZM154 33H155V32H154ZM4 34H5V36H4ZM13 34H14V32H13ZM13 34L11 33V35H9V33H8V36L10 37V36H12ZM16 34H14V35L16 36ZM68 34H69V35H68ZM83 34L85 35V32H84ZM87 34H88V35L85 36V37H83L82 34H81V36H80V34H79V35H78L79 39H78V37H77L76 39H77L78 41H76V42H80V41H79V40H80V37H81V40H84V38H85L86 41H87V37L89 38L90 36L93 35V34L90 35V33H87ZM95 34H96V33H95ZM105 34H106V33H105ZM111 34H112V33H111ZM111 34L109 33V36H110ZM115 34H114V35H115ZM129 34H130V33H129ZM137 34H138V33H137ZM152 34H153V33H152ZM155 34H156V33H155ZM174 34H175V33H174ZM182 34H183V33H182ZM191 34H192V32H191ZM226 34H227V33H226ZM14 35H13V36H14ZM27 35H28V34H26V36H27ZM73 35H74V34H73ZM73 35H72V36H73ZM96 35H97V34H96ZM103 35H104V34H103ZM107 35H108V32H107ZM112 35H113V34H112ZM114 35L111 37V39H114V37H115ZM127 35H128V34H127ZM158 35H159V34H158ZM166 35H167V34H166ZM176 35H177V34H176ZM176 35H175V36H176ZM227 35H228V34H227ZM13 36H12V37H13ZM18 36H19V35H18ZM18 36H16V37L18 38ZM22 36H25V35H22ZM52 36H53V37H52ZM66 36H67V37H66ZM75 36H76V34H75ZM109 36H107V37L109 38ZM161 36H162V34H161ZM184 36H185V35H184ZM186 36H187V35H186ZM189 36H190V35H189ZM189 36H188V37H189ZM223 36H224V35H223ZM1 37H2V38L7 37L5 31L3 32V36H2V34H0V40L3 41V39H2ZM16 37H15V38H16ZM20 37H21V36H20ZM20 37H19V40L22 38V37H21V38H20ZM27 37H28V36H27ZM31 37H29V38L31 39ZM33 37H32V38H33ZM56 37H59V38L57 39ZM82 37H83V39H82ZM92 37H95V35L92 36ZM102 37H103V36H102ZM102 37H101V38H102ZM116 37H117V36H116ZM120 37H121V36H120ZM15 38L13 37V39H15ZM29 38H27V39H29ZM68 38H69V39H68ZM95 38H97V37H95ZM103 38H104V37H103ZM108 38H107V39H108ZM118 38H119V37H118ZM125 38H126V37H125ZM130 38H131V37H130ZM132 38H134V35H133ZM135 38H136V35H135ZM137 38H138V40H139L140 37H138V35H137ZM137 38H136V39H137ZM153 38H154V37H153ZM166 38H167V37H166ZM173 38H175V37L173 36ZM177 38H179V36H178ZM180 38H182V37L180 36ZM7 39H9V38L7 37L6 40H7ZM13 39L10 38L11 42H9L10 40H9V41L7 40V42L12 43V42H14ZM22 39H23V40H21V42H22V41H23V42H24V41H27V40H25L26 38H24V37H23ZM30 39H29V41H28V42H29L28 44H30V41L33 40V39L30 40ZM48 39H50V40L48 41ZM67 39H68V40H67ZM92 39H94V38H92ZM98 39H99V37H98ZM115 39H117V38H115ZM121 39H122V38H120V40H121ZM126 39H127V38H126ZM126 39H125V40H126ZM128 39H129V36H128ZM167 39H168V38H167ZM182 39H187V38L184 37V38H182ZM4 40H5V39H4ZM35 40H36V39H35ZM35 40H34V41H35ZM40 40H37L36 42H38V41H40ZM62 40H63V38L61 39V41H62ZM71 40H72V37H71ZM129 40H130V39H129ZM141 40H142V39H141ZM162 40H166V39L163 38ZM177 40H178V39H177ZM17 41H18V39H17ZM43 41H44V40H43ZM61 41H58V42H61ZM74 41H75V39H74ZM135 41L137 42V40H135ZM166 41H167V40H166ZM7 42L5 41V43H7ZM15 42H16V41H15ZM15 42H14L13 44H15ZM18 42H20V41H18ZM18 42H16V43H18ZM21 42H20V43H21ZM58 42H57V43H58ZM67 42H66V43H67ZM71 42L73 43V40H72ZM83 42H85V40H84ZM91 42H92V41H91ZM133 42H134V41H133ZM2 43H3V42H2ZM20 43H19V45L15 44V45H17V46L14 47V49L17 48V47H19V46H21ZM26 43H27V42H25V46L28 45V44L26 45ZM69 43H70V42H69ZM80 43H81V42H80ZM128 43H132V42H128ZM139 43L142 44L141 42H138L137 44L139 45ZM0 44H1V43H0ZM13 44H12V45H13ZM32 44H33V43H31L30 45H32ZM52 44H53V43H52ZM54 44H55V43H54ZM59 44H60V43H59ZM61 44L64 45V42L61 43ZM61 44H60V45H61ZM73 44H74V43H73ZM76 44H77V43H76ZM114 44H115V43H114ZM116 44H117V43H116ZM116 44H115V45H116ZM119 44L121 45V42H120ZM123 44H124V43H123ZM1 45H2V44H1ZM4 45H5V44H4ZM4 45H3V47H4ZM6 45L8 46L9 44H6ZM6 45H5V46H6ZM15 45H14V46H15ZM56 45H57V44H56ZM77 45H78V44H77ZM77 45H76V47H77ZM80 45H81V44H80ZM82 45H83V44H82ZM84 45H86V44L84 43ZM112 45H113V44H112ZM124 45H125V44H124ZM129 45H130V44H129ZM132 45H133V44H132ZM132 45H130V46H132ZM134 45H136L135 42H134ZM22 46H23V44H22ZM51 46H52V45H51ZM57 46H59V45H57ZM64 46H65V45H64ZM66 46H67V44H66ZM136 46H137V45H136ZM10 47H13V46L10 45L9 48H10ZM23 47H24V46H23ZM29 47H30V46H29ZM36 47H38V45H37ZM36 47H35V48H36ZM59 47H60V46H59ZM74 47H75V46H74ZM113 47H114V46H113ZM133 47H134V46H133ZM6 48L9 49L8 47H6ZM24 48H26V47H24ZM30 48H31V47H30ZM30 48H29V49H30ZM45 48H46V47H45ZM52 48H53V47H52ZM64 48H65V47H64ZM68 48H69V47H68ZM78 48H79V47H78ZM110 48H112V47L110 46ZM110 48H109V49H110ZM115 48H116V46H115ZM121 48H122V47H120V49H121ZM10 49H11V48H10ZM10 49H9V50H10ZM18 49H19V48H18ZM29 49H28V50H29ZM59 49H60V48H59ZM61 49H63V48H61ZM70 49H71V48H70ZM76 49H77V48H76ZM113 49H114V48H113ZM12 50H13V49H12ZM46 50H47V48H46ZM110 50H111V49H110ZM114 50H116V52H117V48L114 49ZM3 51H4V50H3ZM3 51H2V49H1V51H0V52H2V53H1L2 55H3ZM5 51H6V50H5ZM15 51H17V50H15ZM120 51H121V50H119V52H120ZM6 52H7V51H6ZM20 52H21V50H20ZM10 53H11V52H10ZM6 54H8V53H6ZM116 54H117V53H116ZM118 54H119V53H118ZM114 55H115V54H114ZM119 55H120V54H119ZM122 55H124V54H122ZM4 56H5V55H4ZM7 56H9V55H7ZM116 56H117V55H116ZM116 56H115V57H116ZM56 57H57V56H56ZM126 57H127V56H126ZM126 57H124V58H126ZM2 58H4V57H2ZM5 58H6V57H5ZM5 58H4V59H5ZM61 58H62V57H61ZM117 58L119 59V57H117ZM120 58H121V57H120ZM124 58L122 57V59H124ZM0 59H1V57H0ZM53 59H54V58H53ZM55 59H57V58H55ZM122 59H121V60H122ZM58 60H59V59H58ZM60 60H61V59H60ZM117 61H120V60H117ZM54 62H57V61H54ZM8 69H9V68H8ZM5 70H6V69H5ZM5 70H4V71H5ZM4 71H3V72H4ZM8 71H9V70H8ZM8 71H6V72H8ZM0 73H1V69H0ZM9 73H11V72H9ZM9 73H8V74H9ZM208 73H209V71H208ZM210 74H211V73H210ZM1 76H2V75H1ZM1 76H0V77H1ZM3 76H5V75H3ZM6 76H7V75H6ZM134 76H135V75H134ZM217 76H219V75H217ZM222 76H223V75H222ZM7 77H8V76H7ZM7 77H5V78H7ZM204 77H205V76H204ZM207 77H208V76H207ZM207 77H206V78H207ZM2 78H3V77H2ZM8 78H9V77H8ZM219 78H220V77H219ZM203 79H204V78H203ZM210 79H211V77H210ZM0 80H1V79H0ZM6 80H8V79H6ZM201 80H202V79H201ZM226 80H227V79H226ZM232 80H233V79H232ZM203 81H204V80H203ZM205 81H206V80H205ZM216 81H217V80H216ZM220 81H221V80H220ZM1 82H2V80H1ZM94 82H95V81H94ZM200 82H201V81H200ZM200 82H199V83H200ZM5 83H6V82H5ZM68 83H69V82H68ZM68 83H67V84H68ZM201 83H202V82H201ZM224 83H225V82H224ZM226 83H227V82H226ZM226 83H225V84H226ZM0 84H2V83H0ZM72 84H74V82H73ZM203 84H204V83H203ZM215 84H216V85L213 84V86H217V83H215ZM2 85H3V84H2ZM4 85H7V84H4ZM81 85H82V84H81ZM57 86H58V85H57ZM105 86H106V85H105ZM200 86H201V85H200ZM205 86H206V84H205ZM207 86H209V83H208ZM213 86H212V87H213ZM63 87H64V86H63ZM63 87H62V88H63ZM69 87H71V86H69ZM79 87H80V86H79ZM81 87H83V86H81ZM210 87H211V86H210ZM1 88H2V87H0V91H1ZM3 88H4V87H3ZM9 88H10V86H9ZM59 88H61V87H59ZM84 88H85V87H83V89H84ZM87 88H88V86H87ZM90 88H92V87H90ZM90 88H88V89H90ZM94 88H95V87H94ZM102 88H103V87H102ZM217 88H218V87H217ZM66 89H67V88H66ZM70 89H72V88H70ZM70 89H69V90H70ZM73 89H74V88H73ZM97 89H98V88H97ZM179 89H180V88H179ZM179 89H178V90H179ZM195 89H197V88H195ZM207 89H208V88H207ZM207 89H206V90H207ZM42 90H43V89H42ZM45 90H46V89H45ZM61 90H62V89H61ZM76 90H77V88H76ZM78 90H79V88H78ZM86 90H87V89H86ZM98 90H100V88H99ZM192 90H194V89H192ZM5 91H8V90L5 89ZM5 91L2 90L1 92H5ZM56 91H57V90H56ZM58 91H60V90H58ZM63 91H64V90H63ZM63 91H62V92H63ZM70 91H71V90H70ZM91 91H92V90H91ZM102 91H103V90H102ZM175 91H176V90H175ZM196 91H197V90H196ZM198 91H199V90H198ZM200 91H201V90H200ZM200 91H199V92H200ZM212 91H213V90H212ZM37 92H38V91H36V93H37ZM48 92H49V91H48ZM72 92H73V91H72ZM80 92H81V91H80ZM84 92H86V91H84ZM194 92H195V90H194ZM210 92H211V91H210ZM10 93H11V92H10ZM24 93H25V92H24ZM26 93H27V92H26ZM41 93H42V92H41ZM41 93H40V94H41ZM50 93H51V92H50ZM56 93H57V92H56ZM58 93L61 94V92H58ZM58 93H57V94H58ZM64 93H65V92H64ZM78 93H79V92H78ZM105 93H106V92H105ZM109 93H110V92H109ZM190 93H191V92H190ZM0 94L2 95V93H0ZM32 94H33V93H32ZM32 94H31V95H32ZM48 94H49V93H48ZM51 94H53V93H51ZM51 94H50V95H51ZM54 94H55V93H54ZM89 94H90V93H89ZM111 94H112V92H111ZM195 94H196V93H195ZM197 94H198V93H197ZM199 94H202V93L200 92ZM5 95H6V93H5ZM12 95H13V94H12ZM23 95H24V94H23ZM27 95H28V93H27ZM33 95H34V94H33ZM64 95H65V94H64ZM67 95H68V94H67ZM77 95H79V94H77ZM80 95H81V94H80ZM87 95H88V94H87ZM90 95H91V94H90ZM94 95H95V93H94ZM99 95H100V94H99ZM104 95H105V94H104ZM107 95H108V93H107ZM132 95H133V94H132ZM188 95H189V94H188ZM28 96H29V95H28ZM40 96H41V95H40ZM91 96H92V95H91ZM91 96H90V97H91ZM96 96H97V95H96ZM101 96H102V95H101ZM109 96H111V95H109ZM117 96L119 97V95H117ZM133 96H135V95H133ZM195 96H197V95H195ZM2 97H3V96H2ZM13 97H14V96H13ZM16 97H17V96H16ZM26 97H27V96H26ZM26 97H25V98H26ZM34 97H35V96H34ZM37 97H38V96H37ZM41 97H43V96H41ZM45 97H46V96H45ZM47 97H48V96H47ZM50 97H51V96H50ZM55 97H56V96H55ZM55 97H54V98H55ZM60 97H61V96H60ZM60 97H59V98H60ZM65 97H66V95H65ZM81 97H84V96H81ZM87 97H88V96H87ZM104 97H105V96H104ZM137 97H138V95H137ZM187 97H188V96H187ZM189 97H190V96H189ZM11 98H12V97H11ZM20 98H21V95H20ZM25 98H24V99H25ZM48 98H49V97H48ZM63 98H64V97H63ZM75 98H76V95H75ZM97 98H98V96H97ZM100 98H101V97H100ZM102 98H103V97H102ZM116 98H117V97H116ZM119 98H120V97H119ZM134 98H135V97H134ZM191 98H192V97H191ZM195 98H196V97H195ZM198 98H199V97H198ZM2 99H3V98H2ZM2 99H1V100H2ZM17 99H18V97H17ZM26 99H28V98H26ZM60 99H61V98H60ZM65 99H66V98H65ZM70 99H71V98H70ZM110 99H111V98H110ZM132 99H133V98H132ZM135 99H136V98H135ZM183 99H184V98H183ZM196 99H197V98H196ZM5 100H6V98H5ZM32 100H33V99H32ZM44 100H45V99H44ZM44 100H42V101H44ZM52 100H54V99H52ZM75 100H76V99H75ZM77 100H78V99H77ZM180 100H181V99H180ZM189 100H190V99H189ZM33 101H34V100H33ZM66 101H67V99H66ZM66 101H64V102L66 103ZM90 101H92V100H90ZM95 101H96V100H95ZM102 101H104V100H102ZM118 101H119V100H118ZM1 102H2V101H1ZM13 102H14V101H13ZM15 102H16V101H15ZM15 102H14V103H15ZM19 102H20V101H19ZM36 102H37V100H36ZM73 102H74V101H73ZM73 102H72L71 105H73ZM78 102H80V101H78ZM82 102H83V101H82ZM93 102H94V100H93ZM99 102H100V101H99ZM110 102H111V101H110ZM110 102H109V103H110ZM116 102H117V101H116ZM121 102H122V101H121ZM134 102H135V100H134ZM141 102H142V101H141ZM141 102H140V103H141ZM7 103H8V102H7ZM30 103H32V101H31ZM44 103H46V102H44ZM44 103L41 104L40 106H43ZM54 103H55V102H54ZM97 103H98V102H97ZM107 103H108V102H107ZM119 103H120V102H119ZM137 103H139V102H137ZM146 103H147V101H146ZM146 103H145V104H146ZM182 103H183V102H182ZM185 103L187 104V102H185ZM3 104H5V102H4ZM8 104H9V103H8ZM17 104H18V103H17ZM28 104H29V103H28ZM75 104H76V103H75ZM90 104H91V103H90ZM100 104H101V103H100ZM102 104H103V102H102ZM111 104H112V103H111ZM129 104H131V103H129ZM135 104H136V102H135ZM135 104H134V105H135ZM142 104H143V102H142ZM11 105H12V104H11ZM20 105H21V104H20ZM22 105H23V104H22ZM50 105H51V103H50ZM50 105L48 104V106H50ZM52 105H53V104H52ZM79 105H80V104H79ZM93 105H95V104L93 103ZM98 105H99V104H98ZM105 105H106V104H105ZM126 105H127V104H126ZM134 105H132V106L134 107ZM137 105H138V104H137ZM139 105H141V104H139ZM37 106H38V105H36V107H37ZM53 106H55V105H53ZM58 106H59V105H58ZM58 106H57V108H58ZM64 106H66V105H64ZM77 106H78V105H77ZM82 106H83V104H82ZM88 106H89V105H88ZM107 106H108V105H107ZM121 106H122V105H121ZM132 106H131V107H132ZM135 106H136V105H135ZM10 107H11V106H10ZM13 107H14V106H13ZM26 107L29 108L30 106H26ZM26 107H25V109H26ZM34 107H35V106H34ZM84 107H85V106H84ZM90 107H91V106H90ZM90 107H89V108H90ZM92 107H94V106H92ZM101 107H103V106H101ZM112 107H113V106H112ZM124 107H125V106H124ZM144 107H145V105H144ZM4 108H5V107H4ZM20 108H21V107H20ZM28 108H27V109H28ZM37 108H38V107H37ZM45 108H46V106H45ZM49 108H50V107H49ZM53 108H54V107H53ZM59 108H60V107H59ZM65 108H66V107H65ZM77 108H78V107H77ZM99 108H100V107H99ZM103 108H104V107H103ZM125 108H126V107H125ZM128 108H129V107H128ZM12 109H14V108H12ZM22 109H23V107L21 108V110H22ZM25 109H24V110H25ZM38 109H39V108H38ZM63 109H64V108H63ZM66 109H67V108H66ZM68 109H69V108H68ZM71 109H72V108H71ZM79 109H80V107H79ZM79 109H78V110H79ZM95 109H96V108H95ZM100 109H101V108H100ZM107 109H109V108L107 107ZM130 109H131V108H130ZM139 109H140V108H139ZM141 109H142V107H141ZM144 109H145V108H144ZM0 110L2 111V109H0ZM24 110H23V111H24ZM29 110H30V108H29ZM39 110H42V111H43L42 108L39 109ZM52 110H53V109H52ZM105 110H106V109H105ZM118 110H119V109H118ZM142 110H143V109H142ZM3 111H4V110H3ZM5 111H6V109H5ZM7 111H8V109H7ZM14 111H15V109H14ZM56 111H57V110H56ZM70 111H71V110H70ZM80 111H81V110H80ZM82 111H83V110H82ZM89 111H90V110H89ZM99 111H100V110H99ZM103 111H104L103 109H102V112L100 111L101 114L103 113ZM128 111H129V110H128ZM136 111H137V109H136ZM143 111H144V110H143ZM43 112H44V111H43ZM57 112H59V111H57ZM73 112H74V111H73ZM86 112H87V111H86ZM113 112H114V114H115V110H114ZM129 112H130V111H129ZM133 112H135V111H133ZM31 113H32V112H31ZM48 113H49V112H48ZM67 113H68V112H67ZM76 113L78 114V117H79V115H80L81 112L78 113V111H77ZM88 113H89V112H88ZM105 113H106V112H105ZM110 113H111V112H110ZM122 113H124V112H122ZM122 113H121V114H122ZM159 113H160V112H159ZM26 114H27V113H26ZM33 114H34V113H33ZM49 114H50V113H49ZM62 114H63V113H62ZM69 114H70V113H69ZM72 114H73V113H72ZM81 114H82V113H81ZM96 114H97V113H96ZM103 114H104V113H103ZM112 114H113V113H112ZM121 114H120V115H121ZM126 114H127V113H126ZM126 114H124V115L126 116ZM131 114H133V113H131ZM131 114H130V115H131ZM142 114H143V113H142ZM154 114H155V113H154ZM157 114H158V113H157ZM157 114H156V115H157ZM160 114H161V113H160ZM52 115H53V114H52ZM60 115H61V114H60ZM66 115H68V114H66ZM73 115H76V114H73ZM83 115H84V114H83ZM90 115H91V114H90ZM93 115H94V113H93ZM106 115H107V114H106ZM106 115L104 114L105 118H107ZM118 115H119V114H118ZM150 115H151V114H150ZM161 115H162V114H161ZM163 115H165V114H163ZM21 116H23V115H21ZM29 116H30V115H29ZM48 116H49V115H48ZM56 116H57V115H56ZM70 116H71V115H70ZM81 116H82V115H81ZM85 116H86V114H85ZM87 116H88V115H87ZM94 116H95V115H94ZM113 116H114V115H113ZM113 116H112V117H113ZM131 116H132V115H131ZM131 116H129V117H131ZM133 116H134V114H133ZM157 116H159V115H157ZM157 116H156V118H157ZM41 117H42V116H41ZM41 117H39V118H41ZM53 117H54V116H53ZM62 117H63V116H62ZM65 117H66V116H65ZM90 117H92V116H90ZM108 117H109V115H108ZM110 117H111V116H110ZM148 117H150V116H148ZM19 118H20V117H19ZM21 118H22V117H21ZM43 118H44V116H43ZM59 118H61V117H59ZM69 118H70V117H69ZM72 118H73V116H72ZM72 118H71V119H72ZM87 118H88V117H87ZM102 118H103V117H102ZM117 118H118V117H117ZM122 118H123V117H122ZM122 118H121V120H122ZM127 118H128V117H127ZM136 118H137V117H136ZM156 118H155V119H156ZM22 119H23V118H22ZM22 119H21V120H22ZM34 119H36V118H34ZM34 119H33V120H34ZM48 119H49V118H48ZM53 119H54V118H53ZM56 119H57V118H56ZM61 119H62V118H61ZM65 119H67V118H65ZM73 119H74V118H73ZM73 119H72V120H73ZM75 119H76V117H75ZM75 119H74V120H75ZM82 119L84 120L85 118H82ZM88 119H89V118H88ZM92 119H93V118H92ZM96 119H97V118H96ZM114 119L116 120V118H114ZM123 119H124V118H123ZM134 119H135V117H134ZM140 119H141V118H140ZM148 119H149V118H148ZM151 119H152V118H151ZM151 119H150V120H151ZM153 119H154V118H153ZM153 119H152V120H153ZM245 119H247V118H245ZM263 119H264V118H263ZM26 120L28 121L29 119H26ZM38 120H40V119H38ZM51 120H52V119H51ZM59 120H60V119H59ZM83 120H82V121H83ZM86 120H87V119H86ZM86 120H85V123H86ZM97 120H98V119H97ZM102 120H103V119H101V121H102ZM106 120H107V119H106ZM109 120H111V118H110ZM132 120H133V119H132ZM132 120H131V121H132ZM238 120L241 121L240 119H238ZM251 120H252V119H251ZM19 121H20V119H19ZM34 121H35V120H34ZM42 121H45V118H44V120H42ZM49 121H50V120H49ZM57 121H58V120H57ZM60 121H61V120H60ZM60 121H59V122H60ZM68 121H69V120H68ZM70 121H71V120H70ZM88 121H89V120H88ZM88 121H87V122H88ZM90 121H91V119H90ZM92 121H93V120H92ZM103 121H104V120H103ZM113 121H114V120H113ZM123 121H124V120H123ZM133 121H134V120H133ZM144 121H145V120H144ZM148 121H149V120H148ZM239 121H238V122H239ZM256 121H257V120H256ZM35 122H36V121H35ZM47 122H48V121H47ZM47 122H46V123H47ZM50 122H51V121H50ZM62 122H63V121H62ZM64 122H65V121H64ZM83 122H84V121H83ZM83 122H81V123L83 124ZM104 122H105V121H104ZM107 122H108V121H107ZM114 122H115V121H114ZM117 122H118V121H117ZM139 122H140V120H139ZM141 122H142V120H141ZM233 122H234V121H233ZM242 122H243V121H242ZM18 123H19V122H18ZM41 123H42V122H41ZM43 123H45V122H43ZM54 123H55V121H54ZM54 123H52V124H54ZM67 123H69V122H67ZM77 123H78V122H77ZM81 123L79 122L80 125H81ZM93 123H94V122H93ZM95 123H96V121H95ZM100 123H101V122H100ZM111 123H112V122H111ZM115 123H116V122H115ZM121 123H122L121 125H123V122H122V121H121ZM128 123H129V122H128ZM131 123H132V122H131ZM143 123H144V122H143ZM146 123H147V122H146ZM146 123H145V124H146ZM239 123H240V122H239ZM259 123H260V122H259ZM16 124H17V123H16ZM16 124L14 123V127L16 126ZM32 124H33V122L31 123V125H32ZM47 124H48V123H47ZM47 124H46V125H47ZM50 124H51V123H50ZM74 124H75V123H74ZM90 124H91V123L88 122L89 128H90ZM97 124H98V123H97ZM125 124H127V123H125ZM230 124H232V122H231ZM235 124H236V123H235ZM17 125H18V124H17ZM26 125H27V123H26ZM31 125H30V126H31ZM36 125H37V124H36ZM41 125H42V124H41ZM44 125H45V124H44ZM55 125H56V124H55ZM71 125H72V124H71ZM101 125H102V124H101ZM101 125H100V127H101ZM116 125H117V124H116ZM121 125H120V126H121ZM129 125H130V124H129ZM131 125H132V124H131ZM140 125H142V124H140ZM228 125H229V124H228ZM243 125H244V124H243ZM252 125H253V124H252ZM252 125H251V126H252ZM52 126H53V125H52ZM60 126H61V125H60ZM63 126H64V125H63ZM74 126H75V125H74ZM95 126H96V125H95ZM118 126H119V124H118ZM120 126H119V127H120ZM132 126H133V125H132ZM239 126H240V125H239ZM248 126H250V125H248ZM31 127H32V126H31ZM34 127H35V126H34ZM39 127H40V126H39ZM39 127H38V128H39ZM43 127H44V126H43ZM46 127H48V126H46ZM83 127H84V126H83ZM87 127H88V126H87ZM93 127H94V126H93ZM98 127H99V126H98ZM98 127H97V128H98ZM106 127H107V125H106ZM121 127H122V126H121ZM124 127H125V125H124ZM138 127H139V126H138ZM145 127H146V126H145ZM255 127H256V126H255ZM0 128H1V127H0ZM20 128H21V127H20ZM28 128H29V126H28ZM40 128H41V127H40ZM64 128H67V127H64ZM68 128H69V126H68ZM70 128H71V127H70ZM70 128H69V129H70ZM102 128H103V127H102ZM112 128H113V127H112ZM114 128H115V126H114ZM114 128H113V129H114ZM126 128H128V126H126ZM126 128H125V130H126ZM130 128H131V127H130ZM136 128H137V126L135 127V129H136ZM139 128H140V127H139ZM234 128L237 129V127H234ZM234 128H233V129H234ZM1 129H2V128H1ZM18 129H19V127H18ZM23 129H25V128H23ZM31 129H32V128H31ZM44 129H45V128H44ZM47 129H48V128H47ZM47 129H46V130H47ZM59 129H60V128H59ZM79 129H80V128H79ZM94 129H95V127H94ZM100 129H101V128H100ZM105 129H106V128H105ZM105 129H104V130H105ZM109 129H110V127L108 128V130H109ZM113 129H112V130H113ZM122 129H123V128H122ZM122 129H121V130H122ZM137 129H138V128H137ZM219 129H220V128H219ZM244 129H245V128H244ZM255 129H256V128H255ZM13 130H14V129H13ZM32 130H33V129H32ZM42 130H43V129H42ZM42 130L40 129V131H42ZM46 130H45V133H46V132H49V131H46ZM51 130H52V129H51ZM53 130H54V129H53ZM60 130H61V129H60ZM75 130H76V127H75ZM101 130H102V129H101ZM112 130H111V131H112ZM133 130H134V129H132V131H133ZM139 130H140V129H139ZM224 130H225V129H224ZM224 130H223V131H224ZM2 131H3V130H2ZM28 131H29V130H28ZM34 131H35V130H34ZM36 131H37V130H36ZM36 131H35V132H36ZM40 131H39V132H40ZM43 131H44V130H43ZM43 131H42V132H43ZM58 131H59V130H58ZM62 131H63V130H62ZM66 131H67V130H66ZM68 131H69V130H68ZM73 131H74V130H73ZM76 131H77V133H78V128H77ZM76 131H75V132H76ZM80 131H81V130H80ZM85 131H86V130H85ZM89 131H91V129H90ZM115 131H116V130H115ZM141 131H142V130H141ZM145 131H146V130H145ZM219 131H220V130H219ZM228 131H230V130L228 129ZM228 131H227L226 133H228ZM245 131H246V130H245ZM247 131H248V130H247ZM10 132H11V131H10ZM10 132H8V133H10ZM13 132H15V131H13ZM17 132H18V131H17ZM19 132H20V131H19ZM19 132H18V133H19ZM24 132H25V131H24ZM37 132H38V131H37ZM42 132H41V133H42ZM50 132H51V131H50ZM71 132H72V131H71ZM95 132H96V131H95ZM101 132H102V131H101ZM106 132H109V131H106ZM116 132H117V131H116ZM136 132H137V131H136ZM136 132L134 131V133H136ZM243 132H244V131H243ZM18 133H17V134H18ZM22 133H23V132H21V134H22ZM57 133H58V132H57ZM59 133H60V132H59ZM67 133H68V132H67ZM69 133H70V132H69ZM79 133H80V132H79ZM99 133H100V132H99ZM110 133H112V132H110ZM122 133H124V132H122ZM127 133H128V132H127ZM143 133H144V131H143L141 134H143ZM145 133H146V132H145ZM147 133H148V132H147ZM215 133H216V131H215ZM226 133H225V134H226ZM2 134H3V133H2ZM19 134H20V133H19ZM19 134H18V135H19ZM33 134H34V133H33ZM36 134H37V133H36ZM55 134H56V133H55ZM65 134H66V133L64 132V135H65ZM70 134H71V133H70ZM96 134H98V133H96ZM116 134H117V133H115V135H116ZM119 134H120V133H119ZM218 134H220V133H218ZM243 134H244V133H243ZM251 134H252V133H251ZM255 134H257V133H255ZM29 135H30V134H29ZM42 135H43V134H42ZM56 135H57V134H56ZM56 135H55V136H56ZM89 135H90V133H89ZM91 135H92V134H91ZM93 135H94V134H93ZM105 135H106V133H105ZM112 135H113V133H112ZM131 135H133V133H131ZM138 135H139V134H138ZM215 135H216V134H215ZM220 135H221V134H220ZM247 135H248V134H247ZM247 135H246V137H248ZM4 136H5V135H4ZM9 136H10V135H9ZM9 136H8V137H9ZM11 136H13V135H11ZM11 136H10V137H11ZM14 136H15V135H14ZM26 136H27V134H26ZM40 136H41V134H40ZM58 136H59V135H58ZM71 136H72V135H71ZM74 136H75V135H74ZM76 136H77V134H76ZM94 136H95V135H94ZM110 136H111V134H110ZM126 136H127V135H126ZM140 136H141V135H140ZM144 136H146V135H144ZM148 136H149V134H148ZM225 136H226V135H225ZM251 136H252V135H251ZM8 137H7V138H8ZM16 137H17V136H16ZM16 137H15V138L13 137V138L16 139ZM24 137H25V136H24ZM24 137H23L22 139H25ZM36 137H39V135L36 136ZM36 137H35V138H36ZM48 137H49V136H48ZM50 137H51V136H50ZM91 137H93V136H91ZM105 137H106V136H105ZM107 137H108V135H107ZM117 137H118V136H116V137L114 136V139L117 138ZM122 137H123V136H122ZM124 137H125V136H124ZM131 137H132V136H131ZM131 137H130V138H131ZM149 137H150V136H149ZM149 137H148V138H149ZM246 137H244V139H245ZM249 137H250V136H249ZM249 137H248V139H246V140H249V139L251 138V137H250V138H249ZM7 138H6V139H7ZM26 138H27V137H26ZM30 138H31V136L29 137V140H30ZM35 138H34V139H35ZM53 138H54V137H53ZM56 138H57V137H56ZM68 138H69V137H68ZM71 138H72V137H71ZM80 138H82V136H80ZM84 138H86V137H84ZM95 138H96V137H95ZM99 138H100V137H99ZM99 138H98V140H99ZM103 138H104V136H103ZM111 138H113V137H111ZM119 138H120V137H119ZM134 138H135V136H134ZM134 138H131V139L134 140ZM136 138H138V137L136 136ZM141 138H142V137H141ZM241 138H242V137H241ZM241 138H240V139H241ZM258 138H259V137H258ZM14 139L12 140V142L14 141ZM20 139H21V138H20ZM20 139H19V140H20ZM27 139H28V138H27ZM42 139H43V136H42ZM45 139H46V138H45ZM74 139H75V138H74ZM77 139H79V138H77ZM90 139H91V138H90ZM106 139H107V138H106ZM128 139H129V138H128ZM139 139H140V138H139ZM142 139H143V138H142ZM142 139H141V140H142ZM223 139H224V138H223ZM3 140H5V138H4ZM7 140H9V139H7ZM36 140H37V139H36ZM36 140H35V141H36ZM38 140H39V139H38ZM40 140H41V139H40ZM46 140H47V139H46ZM49 140H50V139H49ZM53 140H54V139H53ZM66 140H67V141H66ZM96 140H97V138H96ZM102 140H103V139H102ZM116 140H118V139H116ZM120 140H121V138L119 139V142H120ZM132 140H131V143H132ZM146 140H147V139H146ZM246 140H244V141H246ZM252 140L255 142V144L253 143L254 146H251V147H253V149L249 146V147L251 148V151H250L249 153H247L246 155H244V153H245V151H246V150H245V147H244V150H245V151L243 150V151H244L243 155H244L246 158H249L250 162H253V163H254V166L256 165L257 167H258V166L261 167V166H262L261 164H264V141H262V142H261V141H260V142L258 141V142H257L256 138H255V140H254V138H253V139H250L249 141L252 142ZM23 141H24V140H23ZM43 141H45V140L43 139ZM68 141H70V140H69V139H66V137H63V138H61V139H58L57 142H59V146H62L65 142L67 143ZM75 141H76V140H75ZM100 141H101V140H99V142H100ZM123 141H125V140H123ZM126 141H127V140H126ZM142 141H143V140H142ZM149 141H150V139H149ZM242 141H243V140H242ZM0 142H1V141H0ZM9 142H10V141H9ZM45 142H46V141H45ZM47 142H48V141H47ZM50 142H51V141H50ZM53 142H54V141H53ZM55 142H56V141H55ZM85 142H86V141H85ZM89 142H90V141H89ZM93 142H96V141L94 140ZM97 142H98V141H97ZM117 142H118V141H117ZM128 142H129V141H128ZM133 142H134V141H133ZM146 142H147V141H146ZM237 142H238V141H237ZM10 143H11V142H10ZM24 143H25V142H24ZM48 143H49V142H48ZM51 143H52V142H51ZM51 143H50V144H51ZM70 143H71V142H70ZM76 143H78V142H76ZM76 143H75V144H76ZM135 143H137V140H136ZM138 143H139V142H138ZM240 143H242V142H240ZM245 143L248 144L249 142L247 141V142H245ZM7 144H8V143H7ZM16 144H17V143H16ZM42 144H43V143H42ZM44 144H45V143H44ZM50 144H49V145H50ZM54 144H55V143H54ZM60 144H61V145H60ZM68 144H69V143H68ZM86 144H88V142H87ZM117 144H118V143H117ZM123 144H124V142H123ZM132 144H133V143H132ZM147 144H148V143H147ZM147 144H146V145H147ZM243 144H244V142H243ZM249 144H250V143H249ZM251 144H252V143H251ZM11 145H12V143H11ZM22 145H23V144H22ZM25 145H27V144H25ZM30 145H31V144H30ZM65 145H67V144H65ZM65 145H64L63 147H65ZM71 145H73V144H71ZM71 145H69V146H71ZM76 145H77V144H76ZM93 145H94V144H93ZM118 145H120V144H118ZM127 145H128V144H127ZM144 145H145V142H144ZM146 145H145V147H146ZM160 145H161V144H160ZM240 145H242V144H240ZM27 146H28V145H27ZM36 146H37V145H36ZM40 146H41V145H40ZM40 146H39V147H40ZM67 146H68V145H67ZM83 146H84V145H83ZM91 146H92V144H91ZM94 146H95V145H94ZM122 146H123V145H122ZM125 146H126V144H125ZM134 146H136V145H134ZM138 146H139V144H138ZM150 146H151V145H150ZM156 146H158V145H156ZM161 146H162V145H161ZM164 146H165V145H164ZM244 146H245V145H244ZM17 147H18V146H17ZM17 147H16V148H17ZM19 147L21 148V145H20ZM43 147H44V146H43ZM63 147H61V148H63ZM74 147H75V145L72 146V148H74ZM84 147L87 149L88 146H87V147L84 146ZM118 147H119V146H118ZM126 147H127V146H126ZM131 147H133V146L131 145ZM140 147H141V146H140ZM152 147H153V145H152ZM152 147H151V149H152ZM162 147H163V146H162ZM247 147H248V145H247ZM6 148H7V147H6ZM72 148H71V149H72ZM119 148H120V147H119ZM122 148H123V147H122ZM129 148H130V147H129ZM143 148H144V147H142V149H143ZM148 148H149V147H148ZM159 148H160V147H159ZM159 148H158V149H159ZM168 148H169V147H168ZM3 149H4V148H3ZM14 149H15V148H13V150H14ZM21 149H22V148H21ZM57 149H58V148H57ZM68 149L70 150V148H68ZM68 149H67V151H68ZM82 149H83V148H82ZM127 149H128V147H127ZM131 149H132V148H131ZM131 149H130V151H131ZM133 149H134V148H133ZM137 149H138V148H137ZM149 149H150V148H149ZM161 149H162V148H161ZM163 149H164V148H163ZM166 149H167V148H166ZM246 149H247V148H246ZM8 150H9V149H8ZM18 150H19V148H18ZM31 150H32V148H31ZM60 150H61V149H60ZM62 150H63V149H62ZM62 150H61V151H62ZM64 150H65V148H64ZM74 150H75V148H74ZM90 150H91V149H90ZM122 150H123V149H122ZM125 150H126V149H125ZM143 150H144V149H143ZM152 150H153V149H152ZM156 150H157V149H156ZM169 150H170V149H169ZM248 150H249V149H248ZM248 150H247V151H248ZM2 151H3V150H2ZM6 151H7V150H6ZM11 151H12V149H11ZM23 151H26V150H23ZM28 151H30V150H28ZM45 151H46V150H45ZM56 151H57V150H55V153H56ZM58 151H59V150H58ZM79 151H80V150H79ZM79 151H77V153H79ZM82 151H83V150H81V152H82ZM117 151H118V150H117ZM132 151H133V150H132ZM139 151H140V150H139ZM147 151H148V150H147ZM162 151L164 152V150H162ZM170 151H171V150H170ZM231 151H232V150H231ZM241 151H242V149H240V152H241ZM26 152H27V151H26ZM47 152H48V151H47ZM62 152H63V151H62ZM70 152H71V151H70ZM106 152H107V151H106ZM136 152H137V151H136ZM136 152H135L134 154H136ZM143 152H144V151H143ZM152 152H155V151L153 150ZM165 152H166V151H165ZM165 152H164V153H165ZM216 152H218V151H216ZM224 152H225V151H224ZM226 152H227V151H226ZM5 153H6V152H5ZM5 153H4V154H5ZM49 153H50V152H49ZM64 153H65V152H64ZM64 153H63V154H64ZM67 153H69V152H67ZM77 153L74 152V154H77ZM117 153H118V152H117ZM122 153H123V151H122ZM129 153H130V152H129ZM131 153H132V152H131ZM131 153H130V154H131ZM140 153H141V152H140ZM167 153L170 155V152H167ZM230 153H231V152H230ZM238 153H239V152H238ZM0 154H3V153H1V151H0ZM25 154H26V153H25ZM29 154H30V153H29ZM31 154H32V153H31ZM31 154H30V157H31ZM42 154H43V153H42ZM69 154H70V153H69ZM71 154H72V153H71ZM87 154H88V153H87ZM108 154H109V153H108ZM124 154H125V153H124ZM148 154H149V152H148ZM172 154H173V153H172ZM232 154H233V153H232ZM40 155H41V154H40ZM47 155H48V154H47ZM51 155H52V154H51ZM58 155H59V154H58ZM65 155H66V154H65ZM72 155H73V154H72ZM118 155H119V154H118ZM140 155L143 156L142 154H140ZM166 155H167V154H166ZM173 155H174V154H173ZM175 155H176V154H175ZM212 155H213V154H212ZM233 155H234V154H233ZM243 155H242V158L244 157ZM21 156H22V155H21ZM27 156H28V154H27ZM32 156H33V155H32ZM48 156H49V155H48ZM61 156H63V155H61ZM137 156H138V155H137ZM141 156H139V158H140ZM145 156H146V155H145ZM164 156H165V155H164ZM230 156H231V155H230ZM30 157H28V158H30ZM46 157H47V156H46ZM127 157H128V156H127ZM127 157L125 156V158H127ZM135 157H136V156H135ZM143 157H144V156H143ZM169 157H171V156H169ZM172 157H173V156H172ZM192 157H194V156H192ZM218 157H219V156H218ZM220 157H223V156H220ZM225 157H226V156H225ZM227 157H228V156H227ZM235 157H236V156H235ZM237 157H238V156H237ZM25 158H26V157H25ZM68 158H69V156H68ZM71 158H72V157H71ZM71 158H70V159H71ZM73 158H74V157H73ZM78 158H79V157H78ZM139 158H138V159H139ZM177 158H178V157H177ZM187 158H188V157H187ZM196 158H197V156H196ZM23 159H24V157H23ZM30 159L33 160V157H31ZM30 159H29V160H30ZM37 159H39V157H38ZM76 159H77V158H76ZM79 159H80V158H79ZM107 159H108V158H107ZM119 159H120V158H119ZM132 159H133V158H132ZM135 159H136V158H135ZM147 159H148V158H147ZM147 159H144V160H147ZM173 159H174V158H173ZM231 159H232V158H231ZM235 159H236V158H235ZM237 159H239V157H238ZM240 159H241V158H240ZM240 159H239V161H240ZM19 160H21V159H19ZM24 160H25V159H24ZM72 160H73V159H72ZM74 160H75V159H74ZM108 160H109V159H108ZM120 160H121V159H120ZM122 160H124V159H122ZM125 160H126V159H125ZM141 160H142V159H141ZM141 160H140V161H141ZM148 160H149V159H148ZM150 160H151V159H150ZM176 160H177V159H176ZM180 160H181V159H180ZM180 160H179V161H180ZM182 160H183V159H182ZM184 160H185V159H184ZM184 160H183V161H184ZM186 160H187V159H186ZM186 160H185V162H187ZM192 160H193V159H192ZM241 160H242V159H241ZM85 161H86V160H85ZM85 161H83V162H85ZM88 161H89V160H88ZM88 161H87V163H88ZM90 161H91V160H90ZM128 161L130 162V161H131V158H130V160H128ZM142 161H143V160H142ZM142 161H141V163H142ZM163 161H164V160H163ZM165 161H166V160H165ZM167 161H168V160H167ZM169 161H170V160H169ZM188 161H189V160H188ZM190 161H191V160H190ZM233 161H234V159H233ZM236 161H237V160H236ZM243 161H244V160H243ZM247 161H248V160H247ZM12 162H14V161H12ZM15 162H16V161H15ZM15 162H14V163H15ZM18 162H19V161H18ZM25 162H26V161H25ZM77 162H78V160H77ZM91 162H92V161H91ZM105 162H106V161H105ZM107 162H108V161H107ZM107 162H106V165H108ZM111 162H112V161H111ZM121 162H122V161H121ZM138 162H139V161H138ZM143 162H144V161H143ZM29 163H30V161H29ZM89 163H90V162H89ZM124 163H126V162H124ZM146 163H148V161H147ZM157 163H158V162H157ZM162 163L164 164V162H162ZM171 163H172V162H171ZM181 163H182V161H181ZM192 163H193V162H192ZM192 163H190V164H192ZM200 163H201V162H200ZM200 163H199V164H200ZM245 163H246V162H245ZM16 164H17V163H16ZM18 164H19V163H18ZM24 164H25V163H24ZM24 164H23V166H24ZM103 164H104V163H103ZM121 164H123V163H121ZM136 164H137V163H136ZM144 164H145V163H144ZM160 164H161V163H160ZM188 164H189V162H188ZM193 164H194V163H193ZM225 164H226V163H225ZM9 165H10V168H11V162H10ZM13 165H15V164H13ZM25 165H26V164H25ZM29 165H31V164H29ZM104 165H105V164H104ZM110 165H111V164H110ZM125 165H126V164H125ZM132 165H133V164H132ZM142 165H143V164H142ZM145 165H147V164H145ZM172 165H173V164H172ZM175 165H176V164H175ZM180 165H181V164H180ZM194 165H197V164H194ZM200 165H202V164H200ZM230 165H233V164H230ZM15 166H16V165H15ZM26 166H28V165H26ZM128 166H129V165H128ZM148 166H149V165H148ZM162 166H163V165H162ZM165 166H167V164H165ZM183 166L186 167V165H183ZM188 166L190 167V166H192V165H188ZM235 166H236V165H235ZM246 166H247V165H246ZM252 166H253V165H252ZM28 167H29V166H28ZM110 167H111V166H110ZM126 167H127V166H126ZM126 167H125V168H126ZM130 167H131V165H130ZM146 167H147V166H146ZM152 167H153V166H152ZM152 167H151V168H152ZM157 167H158V166H157ZM171 167H172V169L174 168L173 166H171ZM179 167H180V166H179ZM248 167H249V165H248ZM263 167H264V166H263ZM263 167H262V168H263ZM13 168H14V167H13ZM21 168H22V167H21ZM26 168H27V167H26ZM32 168H33V167H32ZM68 168H69V167H68ZM105 168H106V167H105ZM111 168H112V167H111ZM125 168H124V170H126ZM131 168H132V167H131ZM160 168H161V166H160ZM197 168H198V167H197ZM224 168H225V167H224ZM226 168H228V167H226ZM252 168H253V167H252ZM262 168H261V169H262ZM24 169H25V167H24ZM112 169H113V168H112ZM112 169H111V170H112ZM142 169H144V168L142 167ZM142 169H140V170H142ZM152 169H154V168H152ZM180 169H181V168H180ZM180 169H179V170H180ZM186 169H187V168H186ZM186 169H185V170H186ZM195 169H196V167H195ZM210 169H211V168H210ZM244 169H245V166H244ZM246 169H248V168H246ZM263 169H264V168H263ZM30 170H31V169H30ZM106 170H107V169H106ZM130 170H132V169H130ZM144 170H145V169H144ZM147 170H148V171H147ZM147 170H145V171H146V174H149V173H148V172H149V169H147ZM157 170H159V169H157ZM181 170H182V169H181ZM199 170H200V169H199ZM207 170H208V169H207ZM228 170H229V169H228ZM230 170H231V169H230ZM238 170H239V169H238ZM249 170H250V169H249ZM253 170H254V169H253ZM253 170H252V172H254ZM258 170H259V169H258ZM23 171H24V170H23ZM66 171H67V170H66ZM68 171H69V170H68ZM88 171H89V170H88ZM115 171H116V170H115ZM122 171H123V170H122ZM122 171H121V172H122ZM137 171H139V170H137ZM150 171H152V170L150 169ZM162 171H163V170H162ZM196 171H197V170H196ZM215 171H216V170H215ZM215 171H214V172H215ZM256 171H257V170H256ZM69 172H70V171H69ZM105 172H106V171H105ZM123 172H124V171H123ZM123 172H122V174H123ZM126 172H127V171H126ZM128 172H129V171H128ZM131 172H132V171H131ZM141 172H142V171H141ZM143 172H144V171H143ZM155 172H157V171H155ZM158 172H161V171H158ZM176 172H177V170H176ZM192 172H193V171H192ZM225 172H226V171H225ZM227 172H232V171H227ZM234 172H235V170H234ZM237 172H238V171H237ZM246 172H247V170H246ZM262 172H263V170H262ZM89 173H90V172H89ZM115 173H116V172H115ZM150 173H152V172H150ZM182 173H183V172H182ZM187 173H189V172H187ZM190 173H191V171H190ZM195 173H196V172H195ZM222 173H223V170H222ZM242 173H243V172H242ZM25 174H26V173H25ZM103 174H104V171H103ZM107 174L109 175V172H108ZM116 174H117V173H116ZM119 174H121V173H119ZM122 174H121V175H122ZM126 174H127V173H126ZM126 174H125V175H126ZM129 174H130V173H129ZM146 174H145V175H146ZM162 174H164V173H162ZM185 174H186V171H185ZM185 174H184V176H185ZM216 174H219V173H216ZM216 174H214V173H212V172L200 173V177H201L203 180L209 181V182L212 184V187H210V188H211V189H212V188L215 189V192H214L215 195H216V194H220V193H216V191L220 192L219 190L221 189V192H222V191H223L222 188L224 189L223 186L226 185L225 182L221 181V180L218 178V176H217ZM238 174H239V172H238ZM250 174H252V173H250ZM250 174H249V175H250ZM253 174H254V173H253ZM258 174H259V173H258ZM263 174H264V173H263ZM22 175H23V174H22ZM67 175H68V174H67ZM67 175H65V176H67ZM70 175H71V174H70ZM108 175H107V176H108ZM110 175H111V173H110ZM131 175H132V174H131ZM145 175H144V176H145ZM188 175H189V174H188ZM225 175H226V174H224V176H225ZM229 175H230V174H229ZM229 175H228V176H229ZM241 175H242V174H241ZM244 175H245V174H244ZM256 175H257V174H256ZM261 175H262V174H261ZM24 176H25V175H24ZM26 176H27V175H26ZM30 176H31V175H29V177H30ZM72 176H73V175H72ZM72 176H71V177H72ZM118 176H119V175H118ZM164 176H167V175L165 174V175H163V177H164ZM219 176H220V175H219ZM224 176H223V178H224ZM233 176H234V175H233ZM262 176H264V175H262ZM262 176H261V177H262ZM37 177H38V176H37ZM37 177H36L35 179H38ZM111 177H112V176H110V178L108 177V179L111 180ZM126 177H127V175H126ZM138 177H139V175H138ZM142 177H143V175H142ZM154 177H158V175L156 176V174H155ZM161 177H162V176H161ZM163 177L161 178V180H164ZM187 177H188V176H187ZM220 177H221V176H220ZM251 177H252V176H251ZM30 178H32V177H30ZM65 178H66V177H65ZM99 178H101V177H99ZM99 178H98V179H99ZM104 178H105V176H104ZM112 178H113V177H112ZM116 178H117V177H116ZM121 178H122V177H121ZM130 178H131V177H130ZM140 178H141V177H140ZM167 178H168V177H167ZM201 178H199V179H201ZM241 178H242V177H241ZM249 178H250V176H249ZM258 178H259V177H258ZM35 179H34V180H35ZM105 179H106V178H105ZM118 179H119V178H118ZM128 179H129V178H128ZM156 179H158V178H155L154 180H156ZM199 179H198V180H199ZM202 179H201V180H202ZM226 179H227V178H226ZM32 180H33V178H32ZM91 180H92V179H91ZM103 180H104V179H103ZM115 180H116V179H115ZM119 180H120V179H119ZM121 180H122V179H121ZM125 180H126V178H125ZM158 180H159V179H158ZM194 180H195V179H194ZM243 180H244V179H243ZM243 180H242V182H243ZM259 180H260V181H259V184H258V185H259V188L257 187L259 190H256V185L253 186V187L255 188V190H256V194L254 195L255 198L258 197V196H256V195H258V194L260 193V194H259V196H260V195L262 194V192H264V178H260ZM67 181H69L68 178H67ZM71 181H72V178H71ZM97 181H98V180H97ZM104 181H105V180H104ZM104 181H103V182H104ZM112 181H113V180H112ZM129 181H131V180L129 179ZM137 181H140V179H137ZM196 181H197V180H196ZM234 181H235V180H234ZM256 181H257V179H256ZM30 182H31V181H30ZM32 182H33V181H32ZM37 182H38V181H37ZM69 182H70V181H69ZM94 182H95V180H94ZM110 182H111V181H110ZM143 182H144V181H143ZM156 182L158 183V181H156ZM164 182H165V181H164ZM167 182H168V181H167ZM171 182H172V181H171ZM193 182H194V181H193V179H192V184H193ZM197 182H198V181H197ZM197 182H195V183H197ZM203 182H204V181H203ZM244 182H245V180H244ZM71 183L74 184V182H71ZM86 183H88V182H86ZM95 183H96V182H95ZM98 183H99V182H98ZM105 183H106V182H105ZM116 183H117V182H116ZM121 183H122V181H121ZM124 183H125V182H124ZM128 183H130V182H128ZM137 183H139V182H137ZM160 183H161V182H160ZM169 183H170V182H169ZM172 183H173V182H172ZM181 183H182V182H181ZM207 183H208V182H207ZM229 183H230V182H229ZM233 183H234V182H233ZM248 183H250V182H248ZM34 184H36L35 181H34L33 185H34ZM90 184H91V183H90ZM90 184H87V185H89L88 187H90V186L92 185V184H91V185H90ZM96 184H97V183H96ZM96 184H94V185L96 186ZM100 184H101V182L99 183V185H100ZM126 184H127V183H126ZM162 184H163V182H162ZM185 184H186V183H185ZM204 184H205V182H204ZM211 184H209V185H211ZM224 184H225V185H224ZM235 184H236V183H235ZM245 184H247V183H245ZM38 185H39V184H38ZM94 185H93V187H94ZM97 185H98V184H97ZM99 185L96 186V188H97V187H100ZM114 185H115V182H114ZM116 185H117V184H116ZM119 185H120V184H119ZM129 185H130V184H129ZM136 185H137V184H136ZM148 185H149V183H148ZM151 185H152V184H151ZM151 185H150V186H151ZM156 185H158V184H156ZM156 185H153V186H156ZM175 185H176V183H175ZM180 185H181V184H180ZM182 185H183V184H182ZM196 185H197V184H196ZM198 185H200L199 182H198ZM202 185H203V183H202ZM229 185H230V184H229ZM229 185H228V186H229ZM242 185H243V184H242L241 182H237L236 186L234 185L236 189H235V188H233V189H235L239 194L245 196V195L247 194V191H246L247 187L244 189L243 187H244L245 185H244L243 187H242ZM247 185H248V184H247ZM252 185H254V183H253ZM36 186H37V185H36ZM71 186H72V185H71ZM104 186H106V185H104ZM127 186H128V185H127ZM158 186H159V185H158ZM164 186H165V185H164ZM170 186H171V184H170ZM173 186H174V184H173ZM231 186H233V185L231 184ZM69 187H70V186H69ZM77 187H78V186H77ZM86 187H87V186H86ZM93 187H90V189L93 188ZM101 187H103V186H101ZM107 187H108V186H107ZM109 187H110V185H109ZM109 187H108V188H109ZM112 187L114 188V186H112ZM112 187H111V188H112ZM118 187H120V186H118ZM137 187H138V186H137ZM147 187H148V186H147ZM151 187H152V186H151ZM156 187H157V186H156ZM181 187H182V186H181ZM198 187H199V186H198ZM202 187H203V186H202ZM251 187H252V186H251ZM251 187H250L249 189H251ZM67 188H68V187H67ZM113 188H112V189H113ZM115 188H116V187H115ZM125 188H126V187H125ZM138 188H139V187H138ZM160 188H161V187H160ZM172 188H173V187H172ZM175 188H176V187H175ZM204 188H205V187H204ZM207 188H208V187H207ZM207 188H206V189H207ZM70 189H71V188H70ZM73 189H74V188H73ZM77 189H79V188H77ZM90 189H89V190H90ZM94 189H95V187H94ZM100 189L104 190L103 188H100ZM106 189H107V188H106ZM121 189H123V188H121ZM132 189H133V188H132ZM140 189H141V188H140ZM140 189H139V190H140ZM170 189H171V188H170ZM170 189H169V190H170ZM173 189H174V188H173ZM173 189H172V190H173ZM180 189H181V188H180ZM197 189H198V188H197ZM199 189H200V188H199ZM211 189H210V190H211ZM214 189H213V190H214ZM229 189H230V188H229ZM252 189H253V188H252ZM47 190H48V189H47ZM71 190H72V189H71ZM84 190H87V189H84ZM97 190H98V189H96V191H94V190H93V191L98 193ZM113 190L115 191V189H113ZM113 190H112V192H113ZM136 190H138V189H136ZM143 190H144V189L142 188V192H144ZM155 190H156V189H155ZM157 190H158V189H157ZM159 190H160V189H159ZM167 190H168V189H167ZM200 190H201V189H200ZM235 190H232V191H231V189H230L229 191L234 192ZM67 191H68V190H67ZM80 191H81V190H80ZM82 191H83V190H82ZM90 191H92V190H90ZM90 191H89V192H90ZM99 191H100V190H99ZM107 191H110V192H111L110 189H108ZM122 191H123V190H122ZM140 191H141V190H140ZM163 191H164V190H163ZM175 191H176V189H175ZM197 191H199V190H197ZM201 191H202V190H201ZM201 191H200V192H201ZM205 191H206V190H205ZM205 191H204V189H203V192H205ZM208 191H209V190H208ZM253 191H254V190H253ZM52 192H53V191H52ZM74 192H76V191H74ZM100 192H101V191H100ZM128 192H129V191H128ZM147 192H148V190H147ZM154 192H155V191H154ZM165 192H166V191H165ZM171 192H172V191H171ZM195 192H196V191H195ZM223 192L225 193V191H223ZM223 192H222V194H223ZM40 193L42 194L43 192H40ZM40 193H38V194H40ZM64 193H65V192H64ZM66 193H67V192H66ZM77 193H78V192H77ZM80 193H83V192H80ZM86 193H88V192H86ZM91 193H92V192H91ZM101 193H102V192H101ZM106 193H107V192H105V194H106ZM139 193H141V192H139ZM157 193H158V192H157ZM157 193H156V194H157ZM163 193H164V192H163ZM185 193H186V192H185ZM209 193H210V192H209ZM214 193H213V194H214ZM228 193H229V192H228ZM251 193H252V192H251V190H250V194H251ZM72 194H73V193H72ZM74 194H75V193H74ZM78 194H79V193H78ZM84 194H85V193H84ZM92 194H93V193H92ZM95 194H96V193H95ZM98 194H99V193H98ZM123 194H124V193H123ZM126 194H127V193H126ZM134 194H136V193H134ZM137 194H138V193H137ZM144 194H146V193H144ZM159 194H160V193H159ZM165 194H166V193H165ZM172 194H173V192H172ZM181 194H182V192H181ZM183 194H184V193H183ZM191 194H193V193L191 192ZM194 194H197V193H194ZM198 194H199V193H198ZM202 194H203V193H202ZM202 194H201L200 196H202ZM222 194H221V195H222ZM232 194H233V193H230V194H228V195L231 197ZM250 194L248 193V195H250ZM42 195H43V194H42ZM64 195L66 196V194H64ZM103 195H104V194H103ZM106 195H109V194H106ZM110 195H111V194H110ZM119 195H120V194H119ZM132 195H133V194L131 193V196H132ZM160 195H161V194H160ZM179 195H180V194H179ZM233 195H234V194H233ZM241 195H240L239 197H241ZM252 195H253V194H251V196H252ZM262 195H263V194H262ZM38 196H40V195H38ZM38 196H37V197H38ZM72 196H73V195H72ZM84 196H85V195H84ZM100 196H101V195H100ZM113 196H114V195H113ZM115 196H116V195H115ZM121 196H122V194H121ZM128 196H129V195H128ZM131 196H129V197L131 198ZM135 196H136V195H135ZM138 196H140V195H137V197H138ZM142 196H145V195H142ZM153 196H154V194H153ZM176 196H177V195H176ZM183 196H184V195H183ZM186 196H187V195H186ZM195 196H196V195H195ZM205 196H206V194H205ZM223 196L225 197L226 195L224 194V195H222V196H220V197H223ZM229 196H228V197H229ZM236 196H237V195H236ZM251 196H250V198H251ZM42 197H43V196H42ZM69 197H70V195H69ZM82 197H83V195H82ZM82 197H81V199H82ZM91 197H92V196H91ZM93 197H94V196H93ZM101 197H102V196H101ZM106 197H107V196H106ZM116 197H117V196H116ZM124 197H125V195H124ZM149 197H150V196H149ZM155 197H156V196H155ZM168 197H169V196H168ZM170 197H172V196H170ZM215 197H216V196H215ZM239 197H238V198H239ZM247 197H248V196H247ZM252 197H253V196H252ZM59 198H60V197H59ZM73 198H74V197H73ZM79 198H80V197H79ZM79 198H78V199H79ZM86 198H87V197H86ZM86 198H85V199H86ZM95 198H97V195L95 196ZM98 198H99V196H98ZM114 198H115V197H114ZM114 198H113V199H114ZM133 198H135V197H133ZM151 198H152V196H151ZM159 198H160V197H159ZM159 198H158V199H159ZM162 198H163V196H162ZM173 198H174V197H173ZM182 198H183V197H181V199H182ZM194 198H195V197H194ZM201 198H202V197H201ZM211 198H213V196H211ZM238 198H237V199H238ZM241 198H243V197H241ZM253 198H254V197H253ZM255 198H254V199H255ZM261 198H262V197H261ZM53 199H54V197H53ZM85 199H84V200H85ZM89 199H90V198H89ZM89 199H88V200H89ZM92 199H93V198H92ZM103 199H104V198H103ZM109 199H111V198H109ZM123 199H124V198H123ZM126 199H127V197H126ZM135 199H136V198H135ZM141 199H142V198H141ZM152 199H153V198H152ZM158 199H156V200H158ZM205 199H207V198H205ZM208 199H209V196H208ZM208 199H207V200H208ZM217 199H220V198L218 197ZM224 199H225V198H224ZM234 199H236V198L234 197ZM237 199H236V200H237ZM49 200H50V199H49ZM49 200H48V201H49ZM60 200H61V198H60ZM76 200H77V199H76ZM76 200H75V203L77 202ZM82 200H83V199H82ZM96 200H97V199H96ZM100 200H101V199H100ZM105 200H106V198H105ZM105 200H103V201H105ZM119 200H121V199H118V201H119ZM142 200H143V199H142ZM163 200H164V199H163ZM165 200H166V199H165ZM169 200H170V199H169ZM172 200H173V199H172ZM177 200H178V197H177ZM191 200H192V199H191ZM194 200H196V199H194ZM213 200H214V199H213ZM238 200H240V199H238ZM238 200H237V202H235V204L238 203ZM248 200H249V199H248ZM251 200H253V199L251 198ZM39 201H40V199H39ZM43 201H44V200H43ZM45 201H46V200H45ZM45 201H44V202H45ZM66 201H67V200H66ZM66 201H65V202H66ZM69 201H70V200H69ZM85 201H87V200H85ZM93 201H94V200H93ZM101 201H102V200H101ZM101 201H100V202H101ZM110 201H111V200H110ZM123 201H125V200H123ZM128 201H129V200H128ZM128 201H127V202H128ZM131 201H132V200H131ZM149 201H150V200H149ZM159 201H160V200H159ZM184 201H185V200H184ZM192 201H193V200H192ZM203 201H204V200H203ZM218 201H219V200H218ZM221 201H222V200H221ZM232 201H233V200H232ZM259 201H260V200H259ZM263 201H264V200H263ZM263 201H262V202H263ZM50 202H51V201H50ZM62 202H64V200H62ZM97 202H98V201H97ZM111 202H112V201H111ZM111 202H109V203H111ZM133 202H134V201H133ZM141 202H142V201H141ZM166 202H167V200H166ZM180 202H181V201H179V203H180ZM200 202H201V201H200ZM257 202H258V201H257ZM52 203H53V202H52ZM60 203H61V202H60ZM91 203H93V202H91ZM112 203H113V202H112ZM119 203H120V202H119ZM123 203H125V202H123ZM135 203H136V202H135ZM138 203H139V202H138ZM169 203H170V202H169ZM176 203H177V202H176ZM50 204H51V203H50ZM62 204H63V203H62ZM77 204H78V203H77ZM80 204H81V203H80ZM83 204H84V203H83ZM93 204H95V203H93ZM97 204L100 205L99 202H98ZM174 204H175V201H174ZM195 204H196V201H195ZM195 204H193V205H195ZM233 204H234V201H233ZM235 204H234V205H235ZM256 204H257V203H256ZM66 205H67V204H66ZM98 205H97V206H98ZM103 205H105V204H103ZM113 205H115V204L113 203ZM128 205H129V204H128ZM131 205H132V204H131ZM137 205H138V204H137ZM139 205H140V204H139ZM178 205H179V204H178ZM182 205H183V204H182ZM197 205H198V204H197ZM263 205H264V202H263ZM263 205H262V206H263ZM52 206H53V205H52ZM68 206H69V205H68ZM108 206H110V205H108ZM117 206H118V205H117ZM121 206L123 207L122 204H121ZM124 206H125V205H124ZM129 206H130V205H129ZM170 206H171V204H170ZM176 206H177V205H176ZM260 206H261V205H260ZM260 206H258V208H259ZM59 207H61V206H59ZM63 207H65V206H63ZM73 207H74V206H73ZM101 207H102V206H101ZM111 207H112V205H111ZM118 207H119V206H118ZM134 207L137 208L138 206H137V207L134 206ZM140 207H141V206H140ZM177 207H178V206H177ZM180 207H183V206L180 205ZM180 207H179L178 209H180ZM191 207H193V206H191ZM194 207H195V206H194ZM199 207H200V206H199ZM202 207H203V206H202ZM229 207H230V206H228V208H229ZM70 208H71V207H70ZM106 208H109V207H106ZM129 208L132 210L131 207H129ZM138 208H139V207H138ZM172 208H173V207H172ZM172 208H171V209H170V208H167V209H170L171 212H172V211H173ZM174 208H175V207H174ZM186 208H188V207H186ZM200 208H201V207H200ZM203 208H204V207H203ZM211 208H212V207H211ZM1 209H2V208L0 207V210H1ZM59 209H61V208H59ZM63 209H64V208H63ZM139 209H142V208H139ZM160 209H161V208H160ZM164 209L166 210V208H163V210H164ZM183 209H184V207H183ZM198 209H199V208H198ZM231 209H232V207H231ZM64 210H65V209H64ZM68 210H69V207H68ZM148 210H150V209H148ZM151 210H152V209H151ZM163 210H162V211H163ZM206 210H208V208L205 209V211H206ZM211 210H214V209H211ZM229 210H230V209H229ZM258 210H259V209H258ZM6 211H7V210H6ZM133 211H134V209H133ZM144 211H145V210H144ZM158 211H160V210H158ZM175 211H176V209H175ZM201 211H203V210H201ZM201 211H199V212H201ZM208 211H209V210H208ZM233 211H234V210H233ZM261 211H262V210H261ZM14 212H16V211H14ZM14 212H13V213H14ZM137 212H140V213H141V212H143V211L141 210V211H137ZM147 212H148V211H147ZM151 212H152V211H151ZM160 212H161V211H160ZM209 212H210V211H209ZM209 212H208V213H209ZM230 212H231V211H230ZM8 213H9V212H8ZM18 213H19V212H18ZM145 213H146V212H145ZM154 213H156V212L154 211ZM157 213H158V212H157ZM162 213H163V212H162ZM162 213H161L160 215H162ZM201 213H203V212H201ZM208 213H205V215L208 214ZM214 213H215V212H214ZM260 213H262V212H260ZM10 214H11V212H10ZM23 214H24V213H23ZM25 214H26V213H25ZM59 214H60V213H59ZM62 214H63V213H62ZM136 214H137V213H136ZM143 214H144V213H143ZM143 214H142V216H143ZM149 214H150V213H149ZM163 214H164V213H163ZM166 214H167V213H166ZM172 214H173V213H172ZM175 214H176V212H175ZM175 214H173V215H175ZM210 214H211V213H210ZM263 214H264V213H263ZM4 215H5V213H4ZM14 215H16V214H14ZM29 215H30V214H29ZM38 215L41 216L40 214H37V216H38ZM50 215H51V214H50ZM50 215H49V216H50ZM140 215H141V214H140ZM140 215H138V216H140ZM146 215H148V214H146ZM146 215H144V216H146ZM167 215H169V214H167ZM200 215H201V214H200ZM203 215H204V214H203ZM212 215H213V214H212ZM214 215H215V214H214ZM2 216H3V214H2ZM8 216H9V215H8ZM12 216H13V215H12ZM19 216H20V215H19ZM22 216H23V215H22ZM22 216H21V217H22ZM32 216H34V215H30L31 218H32ZM52 216H53V215H52ZM57 216H58V215H57ZM57 216H56V217H57ZM135 216H136V215H135ZM157 216H158V215H156V218H157ZM175 216H177V214H176ZM209 216H210V215H209ZM261 216H263V215H261ZM13 217H14V216H13ZM15 217L19 218L18 216H15ZM25 217H26V216H24V219H25ZM64 217H65V216H64ZM150 217L152 218L153 216H150ZM154 217H155V215H154ZM154 217H153V218H154ZM165 217H166V216H165ZM171 217H172V216H171ZM200 217H201V216H200ZM205 217H207V216H205ZM211 217H212V216H211ZM227 217H228V216H227ZM231 217H232V216H231ZM263 217H264V216H263ZM6 218H7V216H6ZM11 218H12V217H11ZM34 218H35V216H34ZM48 218H49V217H48ZM53 218H54V217H53ZM59 218H60V217H59ZM65 218H66V217H65ZM65 218H64V219H65ZM67 218H68V217H67ZM77 218H78V217H77ZM138 218H139V217H138ZM160 218H161V217H160ZM198 218H199V217H198ZM216 218H217V217H216ZM228 218H229V217H228ZM1 219H2V217H1ZM24 219H23V220H24ZM27 219H28V221H29L30 218L28 217ZM38 219H39V218L37 217V220H38ZM44 219H47V218H44ZM49 219H50V221H51V220L53 221V219H51V218H49ZM56 219H57V218H56ZM60 219H61V218H60ZM62 219H63V218H62ZM122 219H123V218H122ZM130 219H131V218H130ZM143 219H144V218H143ZM146 219H148L147 216H146ZM171 219H172V218H171ZM191 219H193V218L191 217ZM191 219H190V220H191ZM203 219H204V217H203ZM217 219L220 220L219 217H218ZM2 220H5V219H2ZM7 220H8V219H7ZM19 220H21V221H18V220H17V222H22V221H23L22 219H19ZM25 220H26V219H25ZM25 220H24V222L26 223L27 220H26V221H25ZM31 220H32V219H31ZM57 220H58V219H57ZM77 220H78V219H77ZM86 220H87V218H86ZM92 220H93V219H92ZM108 220H109V219H108ZM118 220H119V219H118ZM125 220H126V219H125ZM137 220H140V219H137ZM141 220H142V219H141ZM151 220H153V219H151ZM167 220H168V219H167ZM193 220H194V219H193ZM224 220H225V219H224ZM259 220H260V218H259ZM11 221L13 222V220H11ZM32 221H34V220H32ZM32 221H31V223H32ZM41 221H42V220H41ZM50 221H49V222H50ZM61 221H62V220H61ZM90 221H91V220H90ZM103 221H104V219H103ZM111 221H112V220H111ZM111 221H110V222H111ZM119 221H120V220H119ZM119 221H118L117 223H121L122 220H121L120 222H119ZM126 221H127V220H126ZM154 221H155V219H154ZM156 221H157V220H156ZM158 221H159V220H158ZM171 221H172V220H171ZM176 221H177V219H176ZM176 221H175V222H176ZM179 221H180V220H178V222H179ZM185 221H186V220H185ZM188 221H189V219H188ZM195 221H198V220H195ZM216 221H217V220H216ZM1 222H2V221H1ZM1 222H0V223H1ZM3 222H4V221H3ZM34 222H35V221H34ZM36 222H37V221H36ZM42 222H43V221H42ZM42 222H40V223L42 224ZM44 222H46V221H44ZM65 222H66V221H65ZM65 222H64V223H65ZM83 222H84V220H83ZM100 222H101V221H100ZM106 222H107V221H106ZM110 222H109V223H110ZM114 222H115V221H114ZM123 222H124V220H123ZM129 222H131V220H130ZM134 222H135V221H134ZM139 222H140V221H139ZM151 222H152V221H151ZM165 222H166V220H165ZM165 222H164V223H165ZM168 222H169V220H168ZM175 222H173V223H175ZM178 222H176V223H178ZM189 222H191V221H189ZM193 222H194V221H193ZM193 222H192V223H193ZM199 222H200V221H199ZM201 222H202V221H201ZM4 223H5V222H4ZM7 223H8V221H7ZM29 223H30V222H29ZM37 223H38V222H37ZM46 223H47V222H46ZM52 223H53V222H52ZM58 223H59V222H58ZM58 223H56V225H57ZM87 223H90V222L87 221ZM94 223H95V222H94ZM94 223H93V224H94ZM103 223H104V222H103ZM137 223H138V221H137ZM143 223H144V222H143ZM143 223H142V224H143ZM146 223H148V221H147ZM155 223H156V222H155ZM158 223H159V222H158ZM166 223H167V222H166ZM185 223L188 224L187 222H185ZM195 223H196V222H195ZM195 223H194V225H195ZM8 224H10V223H8ZM13 224H14V222H13ZM20 224L23 225L22 223H20ZM26 224H27V223H26ZM35 224H36V223H35ZM44 224H45V223H44ZM60 224H63V223H60ZM60 224H59V225H60ZM65 224H66V223H65ZM80 224H81V223H80ZM85 224H86V223H85ZM130 224H131V223H130ZM134 224H135V223H134ZM139 224H140V223H139ZM139 224H137V226H138ZM170 224H172V223H170ZM190 224H191V223H189L188 225H190ZM196 224H197V223H196ZM198 224H199V223H198ZM5 225H6V224H5ZM11 225H12V224H11ZM14 225H15V224H14ZM27 225H28V224H27ZM38 225H39V224H38ZM73 225H74V224H73ZM103 225H104V224H103ZM105 225H107V224H105ZM105 225H104V226H105ZM131 225H132V224H131ZM149 225H150V224H149ZM164 225H165V224H164ZM174 225H175V224H174ZM174 225H173V226H174ZM177 225H178V224H177ZM181 225H182V224H180V226H181ZM188 225H187V226H188ZM200 225H201V224H200ZM263 225H264V224H263ZM3 226H4V225H3ZM7 226H8V225H7ZM16 226H17V225H16ZM19 226H20V225H19ZM23 226H25V225H23ZM44 226H45V225H44ZM44 226H43V227H44ZM46 226H48V225L46 224ZM53 226H54V225H53ZM91 226H92V225H91ZM98 226H99V225H98ZM104 226H103V227H104ZM108 226H109V225H108ZM111 226H112V225H111ZM114 226H115V225H114ZM121 226H122V225H120V227H121ZM145 226L147 227V225H145ZM152 226H153V225H152ZM152 226H150V227L152 228ZM156 226H157L156 228L159 227L158 224H157ZM173 226H172V227H173ZM182 226H183V225H182ZM184 226H185V225H184ZM184 226H183V227H184ZM191 226H192V225H191ZM14 227H15V226H13V228H14ZM21 227H22V226H21ZM26 227H27V226H26ZM26 227H25V228H26ZM38 227H39V226H38ZM43 227H42V228H43ZM48 227H49V226H48ZM50 227H51V226H50ZM59 227H60V226H59ZM61 227H63V225H62ZM78 227H79V224H78ZM78 227H76V230H77ZM81 227H82V226H81ZM81 227H80V228H81ZM93 227H94V229L96 228L95 225H94ZM101 227H102V226H101ZM106 227H107V226H106ZM112 227H113V226H112ZM115 227H116V226H115ZM120 227H119V228H120ZM127 227H128V226H127ZM132 227H133V225H132ZM140 227H141V225H140ZM160 227H161V226H160ZM167 227H168V226H167ZM175 227H176V226H175ZM5 228H6V227H5ZM11 228H12V227H11ZM16 228H17V227H16ZM28 228H29V227H28ZM30 228H33L34 230H37V229H35L34 227H32V225H31ZM36 228H37V224H36ZM42 228H41V229H42ZM74 228H75V226H74ZM74 228H73V229H74ZM90 228H91V227H89V228L86 229V230L88 231V230H90ZM113 228H114V227H113ZM113 228H111V229H113ZM165 228H166V227H165ZM168 228H169V227H168ZM180 228H181V227H180ZM7 229H8V228H7ZM21 229H22V228H21ZM33 229H32V231H33ZM41 229H40V230H41ZM53 229H54V228H53ZM55 229H56V228H55ZM73 229H72V231H74ZM82 229H83V228H82ZM91 229H92V228H91ZM106 229H107V228H106ZM106 229L104 228L103 230H102V229H101V230L104 232ZM111 229H110V230H111ZM114 229H115V228H114ZM116 229H117V228H116ZM121 229H122V228H121ZM126 229L128 230V228H126ZM133 229H134V228H133ZM143 229H144V227H143ZM146 229H147V228H146ZM171 229H172V228H171ZM173 229H174V228H173ZM175 229H176V228H175ZM178 229H179V228H178ZM182 229H183V228H182ZM253 229H254V227H253ZM255 229H256V228H255ZM4 230H5V229H4ZM38 230H39V229H38ZM51 230H52V229H51ZM57 230H58V228H57ZM76 230H75V231H76ZM79 230H80V229H79ZM79 230H78V231H79ZM84 230H85V229H84ZM95 230H98V229H95ZM107 230H108V229H107ZM123 230H124V226H123ZM129 230H130V229H129ZM137 230H138V229H137ZM144 230H145V229H144ZM157 230H159V229H157ZM169 230H170V229H169ZM169 230H168V231H169ZM176 230H177V229H176ZM239 230H240V229H239ZM247 230H248V229H247ZM249 230H250V229H249ZM9 231H10V229H9ZM11 231H12V230H11ZM20 231H21V230H20ZM20 231H19V232H20ZM22 231H23V230H22ZM28 231H29V229H28ZM70 231H71V230H70ZM75 231H74V232H75ZM78 231H77V232H78ZM80 231H81V230H80ZM80 231H79V232H80ZM102 231H100V232H102ZM111 231H112V230H111ZM121 231H122V230H121ZM140 231H141V229H140ZM140 231H139V232H140ZM142 231H143V230H142ZM153 231H154V230H153ZM159 231H160V230H159ZM163 231H164V230H163ZM172 231H174V230H172ZM180 231H181V230H180ZM242 231H243V230H242ZM259 231H260V230H259ZM261 231H262V229H261ZM263 231H264V230H263ZM25 232H26V231H25ZM90 232H91V231H90ZM95 232H96V231H95ZM97 232H99V231H97ZM106 232H109V231H106ZM114 232H115V231H114ZM123 232H124V231H123ZM123 232H122V233H123ZM136 232H137V231H136ZM139 232H138V233H139ZM154 232H155V231H154ZM154 232H153V233H154ZM160 232H161V231H160ZM178 232H179V230H178ZM243 232H244V231H243ZM255 232H256V231H255ZM7 233H8V232H7ZM13 233H14V232H13ZM16 233H18V232H15V234H16ZM22 233H23V232H22ZM82 233H83V232H82ZM82 233H80V234H82ZM84 233H85V232H84ZM84 233H83V234H84ZM92 233H93V232H92ZM110 233H111V232H110ZM125 233H126V232H125ZM127 233H129V232H127ZM141 233H142V232H141ZM141 233H140V234H141ZM143 233H144V232H143ZM149 233H151V231H150ZM172 233H173V232H172ZM1 234H3V233L1 232ZM23 234H24V233H23ZM68 234H69V233H68ZM73 234H74V233H73ZM86 234H87V233H86ZM97 234H98V233H97ZM97 234H96V235H97ZM99 234H100V233H99ZM117 234H118V232H117ZM134 234H135V233H134ZM146 234H147V233H146ZM166 234H168V232H167ZM176 234H177V233H176ZM178 234H180V233H178ZM244 234H246V233L244 232ZM5 235H7V234L5 233L3 237H6ZM11 235H12V234H11ZM21 235H22V234H21ZM57 235H58V234H57ZM69 235H70V234H69ZM71 235H72V234H71ZM76 235H77V233H76ZM78 235H79V233H78ZM84 235H85V234H84ZM87 235H88V234H87ZM93 235H94V234H93ZM111 235H112V234H111ZM120 235H121V234H120ZM125 235H127V234H125ZM130 235L132 236V234H130ZM144 235H145V234H144ZM150 235H152V234H150ZM153 235H154V234H153ZM153 235H152V236H153ZM160 235H162V232L160 233ZM240 235H241V234H240ZM250 235H251V234H250ZM252 235H253V234H252ZM258 235H259V234H258ZM13 236H14V235H13ZM62 236H63V235H62ZM64 236H65V234H64ZM64 236L61 237V238H64ZM67 236H68V235H67ZM67 236H66V237H67ZM90 236H92V235L90 234ZM106 236H107V235H106ZM118 236H119V235H118ZM127 236H128V235H127ZM131 236H130V237H131ZM138 236H139V235H138ZM138 236H137V238L140 237V236H139V237H138ZM154 236H155V235H154ZM162 236H163V235H162ZM166 236H167V235H166ZM171 236H173V235H171ZM181 236L183 237L184 235H181ZM181 236H180V237H181ZM254 236H255V235H254ZM254 236H253V237H254ZM10 237H11V236H10ZM66 237H65V238H66ZM73 237H74V236H73ZM86 237H87V236H86ZM92 237H93V236H92ZM104 237H105V236H104ZM104 237H103V238H104ZM133 237H134V235H133ZM143 237H144V236H143ZM155 237H156V236H155ZM174 237H175V235H174ZM176 237H177V236H176ZM246 237H247V236H246ZM8 238H9V237H8ZM58 238H60V237L58 236ZM71 238H72V236H71ZM74 238H76V236H75ZM87 238H88V237H87ZM103 238H102V239H103ZM106 238H107V237H106ZM122 238H123V237H122ZM124 238H125V236H124ZM131 238H132V237H131ZM146 238H147V237H146ZM149 238H150V237H149ZM157 238H159V237L157 236ZM157 238H156V239H157ZM168 238H169V237H168ZM177 238L179 239V237H177ZM188 238H189V237H188ZM228 238H229V237H228ZM237 238H238V237H237ZM14 239H15V238H14ZM69 239H70V238H69ZM80 239H81V238H80ZM82 239H83V238H82ZM85 239H86V238H85ZM88 239H89V238H88ZM109 239H110V238H109ZM115 239H116V238H115ZM119 239H120V238H119ZM125 239H126V238H125ZM125 239H124V240H125ZM134 239H135V238H134ZM156 239H155V240H156ZM160 239H161V238H160ZM163 239H165V238H163ZM183 239H184V238H183ZM186 239H187V238H186ZM189 239H190V238H189ZM191 239H192V238H191ZM195 239H196V238H195ZM218 239H219V238H218ZM231 239H232V238H231ZM235 239H236V238H235ZM238 239H241V238H238ZM9 240H10V239H9ZM12 240H13V237H12ZM18 240H19V239H18ZM75 240H76V239H75ZM103 240H104V239H103ZM105 240H106V239H105ZM126 240H127V239H126ZM129 240L131 241L130 238H129ZM129 240H127L128 243H129ZM132 240H133V239H132ZM144 240H145V238H144ZM149 240H150V239H149ZM152 240H154V238H153ZM173 240H174V239H172V242H173ZM181 240H182V239H181ZM210 240H211V239H210ZM214 240H215V239H214ZM227 240H228V239H227ZM243 240H244V239H243ZM255 240H256V239H255ZM2 241H3V240H2ZM106 241H108V240H106ZM113 241H114V240H113ZM113 241H112V242H113ZM118 241H120V240H118ZM134 241H135V240H134ZM134 241H133V242H134ZM136 241H137V240H136ZM167 241H168V240H167ZM176 241H177V240H176ZM182 241H183V240H182ZM182 241H181V242H182ZM192 241H193V240H192ZM237 241H239V240H237ZM257 241H258L260 244L263 243V242H264V235H261V234H260L259 236H257ZM7 242H8V241H7ZM120 242H121V241H120ZM133 242H132V243H133ZM140 242H141V241H140ZM140 242H138V243H140ZM146 242H147V240H146ZM149 242H150V241H149ZM156 242H157V241H156ZM161 242H162V241H161ZM184 242H185V241H184ZM184 242H183V243H184ZM215 242H216V241H215ZM255 242H256V241H255ZM99 243H100V242H99ZM108 243H109V242H108ZM108 243H106V244H108ZM116 243H117V242H116ZM122 243H123V242H122ZM126 243H127V242H126ZM143 243H144V241H143ZM178 243H179V242H178ZM194 243H195V241H194ZM210 243H211V242H210ZM210 243H209V244H210ZM221 243H222V242H221ZM233 243H234V242H233ZM97 244H98V243H97ZM106 244H105V245H106ZM113 244H114V245H113ZM120 244H121V243H120ZM120 244H118V245H120ZM124 244H125V243H124ZM124 244H123V245H124ZM141 244H142V243H141ZM153 244H154V243H153ZM153 244H152V245H153ZM160 244H161V243H160ZM174 244H175V243H174ZM176 244H177V243H176ZM179 244H180V243H179ZM190 244H191V242H190ZM190 244H189V245H190ZM204 244H205V242H204ZM204 244H202V245H204ZM207 244H208V243H207ZM216 244H218V243L216 242ZM219 244H220V242H219ZM219 244H218V245H219ZM238 244H239V243H238ZM103 245H104V244H103ZM112 245L115 246V243H112ZM123 245H120V246L123 247ZM133 245H134L135 247H137L135 244H133ZM147 245H149L148 242H147ZM147 245H146V246H147ZM154 245L158 246L159 244H154ZM177 245H178V244H177ZM177 245H174V246L177 247ZM202 245H200V246H198V247H201ZM210 245H211V244H210ZM210 245H209V246H210ZM100 246H101V245H100ZM109 246H110V244H109ZM169 246H170V245H169ZM174 246H172V247H174ZM181 246H182V245H181ZM181 246H180V248H181ZM186 246H187V245H186ZM186 246H185V245L182 246V248H184V250L180 249V251H181V250H182V251H185V249H186L185 247H186ZM209 246H208V247H209ZM232 246H234V244H233ZM259 246H260V245H259ZM105 247H106V246H105ZM105 247H104V248H105ZM115 247H116V246H115ZM115 247H114V248H115ZM122 247H121V248H122ZM135 247H134V248H135ZM139 247H140V246H139ZM142 247H143V245H142ZM142 247H141V248H142ZM170 247H171V246H170ZM198 247H197V245H196V246H195V245L190 246V251H191L192 253L196 254L195 256H197V253L199 254V249L201 250V248L198 249ZM117 248H119V247H117ZM127 248H128V247H126V249H127ZM130 248H131V247H130ZM134 248H132V249H134ZM158 248H159V247H158ZM158 248H157V249H158ZM161 248H162V247H161ZM166 248H167V247H166ZM204 248H205V247H204ZM211 248H212V247H211ZM222 248H223V247H222ZM226 248H227V247H226ZM233 248H234V247H233ZM235 248H236V247H235ZM257 248H258V247H257ZM257 248H256V249H257ZM262 248L264 249V246H263ZM98 249H100V247H98ZM98 249H96V251H99V252H100L101 249H100V250H98ZM108 249H109V248H108ZM124 249H125V248H124ZM142 249H143V248H142ZM164 249H165V248H164ZM173 249H175V248H173ZM173 249L169 248V250H173ZM176 249H177V248H176ZM188 249H189V247L187 246L186 251H189ZM205 249H206V248H205ZM227 249H229V248H227ZM263 249H262V250H263ZM138 250H140V249H138ZM152 250H153V249H152ZM155 250H156V249H155ZM202 250H203V249H202ZM218 250H220V248H219ZM224 250H226V249H224ZM253 250H254V248H253ZM67 251H68V250H67ZM110 251H111V250H110ZM112 251H113V250H112ZM112 251H111V252H112ZM126 251H127V250H126ZM132 251H137V249H135V250H131V252H132ZM153 251H154V250H153ZM161 251H163V250H160V253H161ZM182 251H181V252H182ZM190 251H189V252H190ZM210 251H211V249H210ZM214 251H215V248H214ZM62 252H63V251H62ZM64 252H66V251H64ZM64 252H63V254H64ZM79 252H80V251H79ZM81 252H82V251H81ZM102 252H103V251H102ZM105 252H106V248H105ZM107 252H108V251H107ZM115 252H116L115 254H117V253H118V250L115 251ZM120 252H121V250L119 251L118 255L121 254V253H123V252H121V253H120ZM124 252H125V251H124ZM155 252H156V251H155ZM189 252H187V255H188ZM191 252L189 253V255L191 254ZM203 252H204V251H203ZM203 252H202V253H203ZM208 252H209V251H208ZM217 252H218V251H217ZM217 252H216V253H217ZM228 252H229V250H228ZM241 252H242V251H241ZM263 252H264V251H263ZM32 253H33V252H32ZM71 253H73V252H71ZM75 253H76V252H75ZM100 253H101V252H100ZM113 253H114V252H113ZM125 253H126V252H125ZM129 253H130V252H129ZM133 253H134V252H133ZM162 253H163V252H162ZM171 253H172V252H171ZM176 253H177V252H176ZM184 253H185V252H184ZM200 253H201V251H200ZM204 253H205V252H204ZM204 253H203V254H204ZM211 253L214 254L215 252H214V253L211 252ZM211 253L209 252L208 254L211 255ZM216 253H215V254H216ZM225 253H226V252H225ZM229 253H230V252H229ZM229 253H228V254H229ZM231 253H233V255H234V251H233V250H232ZM239 253H240V250H239ZM242 253H243V252H242ZM242 253H241V254H242ZM259 253H260V252L258 251V253H248V254H249V255L252 254L255 258H258V254H259ZM34 254H35V253H34ZM34 254H33V255H34ZM77 254H78V253H77ZM103 254H104V253H103ZM156 254H158V253H156ZM208 254H207V255H208ZM215 254H214V256H217L219 253H218L217 255H215ZM223 254H224V253H222L221 255H223ZM228 254H227V255H228ZM235 254H236V253H235ZM246 254H247V253H246ZM254 254H255V255H254ZM28 255H29V254H28ZM31 255H32V254H31ZM33 255H32V256H33ZM39 255H40V254H39ZM39 255H38V257H39ZM64 255H65V254H64ZM66 255H67V254H66ZM80 255H81V254H80ZM87 255H88V253H87ZM105 255H106V253H105ZM107 255H109V253H108ZM112 255H113V254H112ZM118 255H117V256H118ZM124 255H125V254H124ZM124 255H123V256H124ZM169 255H170V254H169ZM200 255H202V254H200ZM200 255H198V257H199ZM204 255H205V256H204V257H205V260L208 259L209 262H210V260L214 257V256H212V257L210 256L211 259H209V258H208L209 255H208L207 257H206V254H204ZM221 255H220V256H221ZM227 255H225V258H227V259L229 258V259H230V258H231V257H230V254H229L228 256H227ZM260 255H261V254H260ZM2 256H4V255H2ZM2 256H1L0 259H2ZM29 256H30V255H29ZM32 256H31V257H32ZM35 256H36V255H35ZM35 256H34V257H35ZM41 256H42V255H41ZM48 256H49V255H48ZM73 256H74V255H73ZM90 256H91V255H89V257H90ZM92 256H93V255H92ZM92 256H91V257H92ZM95 256H96V255H95ZM97 256H98V255H97ZM129 256H130V254H129ZM165 256H166V255H165ZM178 256H179V255H178V253H177V256H176V257H178ZM180 256H181V255H180ZM183 256H184V255L182 254L181 257H183ZM242 256H243V255H242ZM253 256H252V257H253ZM27 257H28V256H27ZM31 257H30V260H31ZM38 257H37V258H38ZM70 257H71V256H70ZM75 257H76V256H75ZM75 257H71V258H75ZM80 257H81V256H80ZM80 257H79V258H80ZM104 257H105V256H104ZM115 257H116V256H115ZM121 257H122V256H121ZM131 257H132V256H131ZM169 257H170V256H169ZM181 257H180V260H181ZM187 257H188V256H187ZM200 257H203V256H200ZM204 257H203V258H204ZM222 257H223V256H222ZM236 257H237V256H236ZM240 257H241V256H240ZM249 257H250V256H249ZM252 257H250V258H252ZM259 257H260V256H259ZM39 258H41V257H39ZM39 258H38V259H39ZM48 258H49V257H48ZM50 258H52V257H50ZM96 258H98V257H96ZM123 258H124V257H123ZM128 258H130V257H128ZM164 258H165V257H164ZM174 258H175V256H174ZM184 258H186V255H185ZM188 258H189V257H188ZM188 258H187V259H188ZM194 258H196V257H194ZM203 258H202V259H203ZM218 258H219V257H218ZM225 258L223 257V259H225ZM232 258L234 259V257H232ZM238 258H239V257H238ZM43 259H44V258H43ZM43 259H42V260H43ZM86 259H87V257H86ZM90 259H91V258H90ZM182 259H183V258H182ZM189 259H190V258H189ZM189 259H188V260H189ZM191 259H192V256H191ZM198 259H199V258H198ZM202 259H201V260H202ZM243 259H245V258H243ZM243 259H242V260H243ZM248 259H249V258H248ZM258 259L260 260V258H258ZM258 259H256V261H258ZM34 260H36V258H35ZM73 260H74V259H73ZM75 260H77V259L75 258ZM80 260H81V259H80ZM94 260H95V259H94ZM188 260H186V261H188ZM194 260H195V259H194ZM196 260H197V259H196ZM212 260H213V259H212ZM218 260H220L221 263H222V259H221V258H219ZM225 260H226V259H225ZM230 260H231V259H230ZM236 260H237V259H236ZM238 260H239V259H238ZM240 260H241V259H240ZM242 260H241V261H242ZM245 260H246V259H245ZM254 260H255V259H254ZM0 261L2 262V260H0ZM44 261H45V260H44ZM52 261H54V260H52ZM52 261L50 260V263H51ZM82 261H83V260H82ZM82 261H81V262H82ZM84 261H85V259H84ZM84 261H83V262H84ZM86 261H88V260H86ZM198 261H199V260H198ZM213 261L216 262L217 259H216V260H213ZM213 261H212V262H213ZM226 261L228 262L229 260H226ZM226 261H225V262H226ZM231 261H233V260H231ZM231 261H229V262H231ZM248 261H249V260H248ZM250 261H251V260H250ZM261 261H263V260H261ZM261 261H259L258 263H260ZM40 262H41V261H40ZM58 262H59V259H58ZM74 262H75V261H74ZM76 262H77V261H76ZM190 262H191V261H190ZM203 262H204V261H203ZM205 262H206V261H205ZM244 262H245V261H244ZM263 262H264V261H263ZM41 263H43V262H41ZM50 263H49V264H50ZM53 263H55V262H53ZM59 263H60V262H59ZM162 263H163V262H162ZM194 263H196V262H194ZM206 263H208V261H207ZM210 263H211V262H210ZM210 263H208V264H210ZM221 263H219V261H218V264H221ZM245 263H246V262H245ZM256 263H257V262H256ZM256 263H255V264H256ZM258 263H257V264H258ZM33 264H34V262H33ZM35 264H36V263H35ZM37 264H38V263H37ZM51 264H52V263H51ZM56 264H57V263H56ZM78 264H79V263H78ZM80 264H81V263H80ZM83 264H84V263H83ZM202 264H204V263H202ZM211 264H212V263H211ZM213 264H215V263H213ZM216 264H217V263H216ZM224 264H226V263H224ZM227 264H228V263H227ZM229 264H231V263H229ZM247 264H248V263H247ZM250 264H251V263H250ZM260 264H261V263H260Z\"/></svg>",
  "mask_w": 264,
  "mask_h": 264
}]
</instances>
